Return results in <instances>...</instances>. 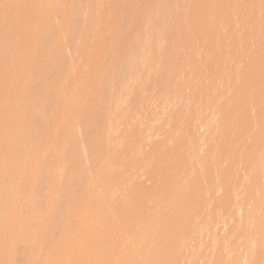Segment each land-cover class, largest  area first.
Segmentation results:
<instances>
[{
  "label": "bare ground",
  "instance_id": "6f19581e",
  "mask_svg": "<svg viewBox=\"0 0 264 264\" xmlns=\"http://www.w3.org/2000/svg\"><path fill=\"white\" fill-rule=\"evenodd\" d=\"M1 1V0H0ZM4 1H6V3L8 2L7 0H4ZM13 1V0H12ZM15 1V2H14ZM13 2L16 4H14L15 5V7H13V6H11L10 5V3H13V2H10V0H9V5L11 6V8H10V6H8V5H6V3H0V5H2V6H4V4H5V7H2V6H0V7H2L1 9H3L4 11L3 12H1L2 10L0 9V23L2 24V27H1V24H0V28L2 29V32H0V47H4L3 48V51H2V49H1V53H0V91H1V89L3 90V89H5L3 92V94H1L0 95V98H3V99H5V98H8V95H10L9 97H12L13 98V100L11 99L10 101L12 102V104L13 103H15L14 105H12V107L14 106V108H18V110H16V109H14L13 108V110L15 111V113L18 111V113H16V115L18 114H20V116L21 117H23V116H25V118L28 116V118H24L25 120H27V119H29L27 122L26 121H24V119H23V121H21V120H16V122H15V134L14 133H11V134H9V132L11 131L9 128H11V127H9V126H11L12 125V123H13V125H14V121H12L13 119L12 118H15V119H17V118H20L21 119V117L20 116H17L16 117V115H14L15 113H13L11 116H13V117H9V116H7V112L9 113L8 115H10L13 111H12V109H8L9 111H5L6 113V115L4 114V112L2 113V112H0L1 114H0V116L2 117L3 115L2 114H4L5 116H3V117H7V118H4V119H2V118H0L1 120H0V264H6V263H8V262H10V264H33V260H35V261H38V263H40V264H55V262H54V260H52V259H50V255L47 257V255H46V258H43V257H39L38 256V250H41L42 248H44V247H42V246H44V245H42V243H40L39 241L41 240L40 238V240L39 241H37V243H35V246H34V242H33V246H32V248H31V246L30 247H26V249H25V247H24V249L25 250H23L22 248H18V245L19 244H17V242H16V240L13 238V239H11L10 240V238H9V226H11L12 227V225L15 223V222H17V220H15V218L13 219V217H12V215H11V212H12V210L13 209H17L16 211L18 212V210H21V211H23V208H24V212H23V214L22 215H24V214H26V212L27 211H25V208L27 209H29V210H31L32 211V207L34 208V211L38 214L39 212L40 213H43V212H41V211H39V212H37V210H38V204H40V205H43V206H39V208L41 207V208H44V213H45V215L46 216H44V217H42V219H39V218H37V221L35 222V223H29L27 226L30 228V229H32V231H33V233L35 234L36 232L38 233L39 232V235L41 236V238H42V236L44 235V233H45V230L49 227V223H48V221L49 220H51V225H52V221H53V219L55 218V217H58V216H55L54 215V213H55V211H56V213L58 212V210H56L57 209V207H58V202H59V200L60 199H62L61 198V196L62 197H64L63 198V201H62V203H61V201H60V203L63 205V208H61V212H60V215H59V217H58V220H55L56 222L58 221V223L60 222H62L63 223V225H62V227H60L58 230H56V232H58L57 233V235L56 236H54L53 238H51L50 240H49V242H47V246H48V249L50 248V251H51V249H58V251H60V249L62 248V246H61V243H60V241L59 240H63V239H65L64 241H65V243H62V244H64L63 246H67V245H65L66 244V241H67V244H69V243H73L74 241L76 242L77 240L75 239V237H77V235H82L83 234V231H82V229L80 230L81 232H80V234L79 233H77V235L75 236L74 234H73V232H71V234H73L74 236H72V235H70V233H69V235L70 236H68L69 238H71L72 239V241L71 242H69L68 243V240L70 241L71 239H69L68 237H67V240H66V233H67V231H68V227L69 226H71V222L73 221V220H75V216L77 217V215L78 214H80V216L82 215V216H85L86 214L84 213V215H83V210H82V207H81V210H80V212H78V207L79 206H83V207H85V208H88V207H86V206H88L87 204L88 203H90L89 201H91L92 199H94V201H95V198L93 197L92 199H91V195L90 196H88V194H89V192L92 194V190L93 191H95L96 190V193H97V189H95L94 187H95V185H96V187L98 188V186H102V185H98L97 186V182L98 181H100V183H101V178L103 179V178H105L106 176L108 177L109 175H112V173H114L113 171L111 172V166L112 167H114L113 166V163H117V162H112V157H111V159L109 158V156H107V152L108 151H106V147L105 148H103L102 147V145H100L101 146V149H99V147H98V143L100 144L101 142V137H102V135H101V133L100 132H102V134H106V131L108 130V128H109V126H110V121L111 120H113V118H115L116 117V115L114 116V114L112 115V119L110 118V113H107L106 112V110H107V108H110L112 105H113V103H111V102H113L112 100H114V99H116L115 100V102H116V104L118 103V102H120V101H117V99L119 100V98H118V94H116L115 95V93H119V91L121 90L122 92H124L125 94H129V95H131L132 97H133V90L135 89V87H137L136 88V90H138V87H139V85H140V87H141V84H142V86H143V84H144V82H145V85H144V89L142 90V92L144 93L146 90V86L147 85H152V83H153V81H152V83H151V78H153V75L155 74V72H153L152 71V69H155V66L156 65H159V66H161L162 65V62L161 63H159L158 64V62L159 61H163V56L166 54L165 52H164V50L163 49H166L165 47H167V46H165L166 44L165 43H168L169 41V39L168 38H166V39H163V35H161V33H163V32H161V31H165V30H167V29H169L170 27H171V29H172V25L173 24H171V21H172V18H171V16L173 15L174 16V13H173V9H175V7L177 6V5H175V1L173 2H171V0H155V1H153L152 0V3L151 4H149V0H145V2H143L144 0H121L122 2L124 1V3H122L121 1H119V2H121L120 4H123L121 7L122 8H120V4H119V9L120 10H117L116 8H118L117 6H118V2H116L117 0H115V2L116 3H114V5L113 6H115V5H117V6H115L114 7V9H116L117 11H114L115 13H117V14H115V15H117L118 16V19H117V16L116 17H114L115 19H117V23H120V25L121 26H118L119 24H117L114 20V22L116 23L115 24V26H114V22H111V23H109L110 21H108V22H106V25H107V27L108 26H110V25H112V27H113V29L115 28V31H116V33H115V35H113L112 36V38L113 39H115V38H119L118 37V35L120 34V32H121V34L123 33V34H125V33H127V31H128V33L127 34H125L124 36L126 37V39H125V37L123 38V39H125L124 41H123V39H118V43H120L119 41H123V42H121L120 44L122 45V46H120V44L118 45L119 47H121V48H119V49H117V46H116V43L115 44H113L112 42L114 41H116V40H113V39H111V38H109V39H107L108 41H106V43H105V45H104V43L102 44V45H100V47L101 46H110L111 44V46H112V48H113V50L110 48L109 50H107L106 49V47H104V49H106V53H108L110 50H112V51H110V55H111V53L113 54H116V55H112L111 57H114L115 56V58L114 59H116V62H115V60L113 61V62H115L116 64H114L115 65V67L113 66V67H111V68H107V67H105L104 68V71H103V69L102 70H100V72H102V73H100V72H98L97 70H96V68L94 69V71L96 70L98 73H99V76H101V74H103L104 75V77L106 78V79H104L102 76V78H103V80H101L102 78L100 77H98V79H99V82L100 83H97V84H100V86H101V82H103L102 83V85L104 86V84H105V86H106V83L107 82H109V83H107V86H109L110 85V87H106V88H109V90L111 89V88H118V90L119 91H117V89H116V92H114V91H111L112 92V96H114L115 95V98L114 97H112L111 99L110 98H108V97H111V95L109 96V95H107L108 97V100H107V102H106V104L105 105H108V101H109V107L107 106V107H105V106H103V103H102V100L104 99V94H103V92H104V88H103V86H101L102 87V89H100V87L98 88V95L100 94V96L103 94V97L101 96L100 98H103L102 100L99 98V100H101L99 103L100 104H102L101 105V107L99 106H96L97 108H95V106H94V108H90V103H89V105H88V109H86L84 112L85 113H88V117H89V120L87 121V124H85V127L84 126H82V129H83V134L85 135V136H92V138H91V140L90 141H88V140H86V141H88L89 143H84V142H81V140H79L77 137V131L78 132H80L79 130H82L81 129V122L80 121H78L77 120V117H76V115H74L75 117H76V120L73 122V124H72V126L71 127H65L63 130L62 129H56L55 130V128L57 127V128H61L60 126L58 127L57 125L58 124H60L59 123V119L60 118H62V116L64 115V118L63 119H65V114H64V112L66 111H63V107H64V99H65V96H66V92H65V90H64V92H60L62 89H59V88H57V82L59 81V80H62V79H64V80H66L67 81V79H68V77L69 76H71V75H69V73H71V66L69 65V63H68V59H67V57H66V53H65V50H67L68 48H72V49H74L75 50V52H76V50L78 51V49H81V48H83V47H81L80 48V46L82 45V46H84L85 47V45H84V43L85 42H83L84 41V38L86 37V35L87 34H85V32L87 31V30H90V29H85V27H86V25L88 24L87 23V16H86V20L84 19L83 20V18H82V13L83 12H85L84 11V9H86V11L87 12H92V10H93V8L95 7H93V3H90V0H70L68 3H67V1L66 2H64V3H62V2H60V0H14ZM18 1V2H17ZM27 1V2H26ZM103 1V0H102ZM101 1V2H102ZM108 1V0H107ZM148 3H147V2ZM184 1V0H183ZM189 1H191V0H189ZM202 2H206L207 0H201ZM209 1H211V0H208L207 2H209ZM227 1V0H226ZM229 1V0H228ZM227 1V2H228ZM232 1H234V0H232ZM236 1V0H235ZM247 1V0H246ZM251 1V0H250ZM250 1H248V2H250ZM254 1V0H253ZM261 0H255L253 3H254V5L253 6H255L256 8L255 9H257L258 8V10L259 9H261L262 10V15H261V18H259L260 19V25H261V27H262V29L261 30H257L256 28H252V30H254L255 29V31L254 32H249V33H251V34H247L246 36L248 37V39H251V41H253L254 40V42H255V45H257V50L255 51V52H252V53H249L250 51H252V50H250V51H248V53H249V55H248V60H244V61H248L247 62V64L244 66L243 65V63H244V61L242 62V65H243V70H242V68L240 69V64H239V66H237V67H239V69H240V72H241V70H242V72L240 73L241 75H242V77H239V75L236 73V76L237 77H239L240 78V82H239V84L238 83H236V81H235V83L236 84H238V86L237 85H235V89H238V90H236V91H238L237 93H238V96L236 97V96H234V100H229V102H230V104H228V101H227V105L228 106H230V108L227 106V105H224V106H227L228 108H226V109H229V110H227L226 111V109H224V111H226V112H224V111H222V115H221V117H220V119L218 118L219 116H220V114H221V110L220 111H218V110H215L216 112V114L218 113L219 114V116L217 117L218 119H219V121L217 122L218 124H219V130H218V132H219V134H217L216 133V135H221V137H219V139L218 140H223L221 143H219V144H222L221 146H217V145H219L218 144V142L219 141H216L217 143H215V142H211V144H210V148H211V155L212 154H214L215 155V158H216V160L219 158L220 159V161L222 160L223 161V159H227L229 156L231 157L230 159H232V160H235V159H237V160H239V162H241V164H243L246 168L248 167V166H250L251 167V165H254V164H258L261 160H263V157H262V153H259L260 151H259V147L261 146L260 145V143L262 142L263 143V141H264V106H262L263 104H261V106H259L260 105V103H262L260 100H261V97H262V95H264V1L263 2H260ZM82 2V6H81V3ZM95 2H96V0H95ZM106 2V1H105ZM136 2V3H135ZM154 2H155V5L156 6H158L159 7V9H158V7H156L155 5H153L154 4ZM178 3L179 2H181V1H177ZM186 2H187V0H186ZM224 2H225V0H224ZM230 2V1H229ZM7 3V4H8ZM30 3V4H29ZM65 3H67V4H65ZM85 3H86V5H85ZM143 3L145 4V6L144 7H146V8H144L143 7ZM156 3H158V4H156ZM190 3V2H189ZM31 4H32V6H31ZM104 4V3H103ZM107 4H108V2H107ZM113 4V3H112ZM134 4H135V6H134ZM147 4H149L150 6H152L151 8H150V6L148 5V8H147ZM177 4V3H176ZM180 5H181V3H179ZM182 4H185V1H184V3L182 2ZM187 4V3H186ZM226 4V3H225ZM228 4V3H227ZM231 4H233V2L231 3ZM247 4L248 3H246V12H247ZM106 5V4H105ZM142 5V6H141ZM179 5V6H180ZM188 5V4H187ZM187 5H185V6H187ZM192 6L194 5V3L193 4H191ZM229 5V4H228ZM236 5V4H235ZM8 8H7V7ZM100 6V5H99ZM107 6V5H106ZM139 6H141V7H143L144 9H143V11H140V10H142V8L141 7H139ZM183 6V5H182ZM191 6V7H192ZM96 7H97V5H96ZM104 7V6H103ZM154 7V8H153ZM174 7V8H173ZM181 7V6H180ZM188 7H189V5H188ZM214 7V6H213ZM233 7H235V6H233ZM232 7V8H233ZM251 7V6H250ZM4 8H6V10L4 9ZM82 8H83V10H82ZM108 8V7H107ZM106 8V9H107ZM109 8H110V6H109ZM139 8V9H138ZM150 8V9H149ZM152 8L154 9L152 12H156L155 14H153V15H155V16H153L152 17V15H150L149 14V16H148V14H146L147 13V11L149 10H152ZM155 8H156V10L157 11H155ZM177 8V7H176ZM183 8V7H182ZM185 8V7H184ZM243 8H244V6H243ZM253 8V7H252ZM95 9V8H94ZM97 9H98V7H97ZM101 9H102V6H101ZM105 9V10H106ZM112 9H113V7H112ZM111 9V10H112ZM145 9H148V10H146L145 12L146 13H144L143 15H141V12L143 13L144 12V10ZM231 9V8H230ZM254 9V8H253ZM99 10V9H98ZM103 10V9H102ZM177 10V9H176ZM180 10H182L181 8H179V10H178V12L180 11ZM188 10V9H187ZM190 10H191V8H190ZM233 10V9H232ZM235 10V9H234ZM237 10V9H236ZM236 10L235 11H233V13L234 12H236ZM241 13L242 12H245V11H243V9H242V6H241ZM94 11V10H93ZM110 11V10H109ZM120 12V15H119V12ZM148 11V12H149ZM183 11H184V9L182 10V13H183ZM82 12V13H81ZM95 12H97V11H95ZM103 12V11H102ZM113 11H111V13H112ZM151 11H150V13H152ZM189 12V11H188ZM228 12V11H227ZM227 12H225V14L228 16V14H227ZM229 12H230V10H229ZM228 12V13H229ZM250 12H251V9H250ZM97 13H99V12H97ZM101 13V12H100ZM109 13V12H108ZM232 13V14H233ZM249 13V12H248ZM107 14V13H106ZM105 14V15H106ZM110 14V13H109ZM114 14V13H113ZM172 14V15H171ZM184 14V13H183ZM182 14V15H183ZM229 14H231V13H229ZM239 14V12L237 13V15ZM253 14V13H252ZM257 14V13H256ZM83 15H85V14H83ZM101 15H103V14H101ZM145 15H146V17H145ZM182 15H181V13H180V17H182ZM186 15V14H185ZM184 15V16H185ZM221 16H215V18L216 19H213V18H208V17H206L204 14H202V15H199V16H196V17H194V18H191L190 19V21L188 22V20L186 19L185 21L186 22H183L184 23V25H186L185 26V28H184V26H183V28H184V32H181V33H179V34H175V36L176 37H178V38H180V40L179 39H177V40H179L178 42L180 43V45H179V43H178V45L179 46H177V48H175V53H177L176 55H178L179 57H180V55H181V52L183 51V50H185L184 52H185V54H184V52H182V55H183V59L186 61V63H188V65L190 66V68L189 69H191V74L192 73H194L195 74V76H197V75H199V74H201V71L199 70V68H198V64H199V62L197 61V64H196V61H195V56L196 55H200L201 53H203V54H208V49L206 50H203L202 52L200 51V53L198 52V51H196L195 52V50L193 51L192 50V43H191V40H192V38L193 37H196V38H198L199 39V42H201L202 43V45H203V47L205 46H214L215 44H216V42H218V38H221V36L219 35L220 34V32L219 31H221V29H224V28H226L227 26H226V20H228L226 17H225V15L223 16V14H220ZM245 16H246V14H244ZM244 15L243 14H240L239 16H240V19H241V23H242V25L245 23V22H250V21H248L247 20V18L246 17H250V15H248V16H246V17H244ZM260 15V14H259ZM119 16H120V18H119ZM143 16V17H142ZM149 17V19H148V17ZM176 16H178V14L176 15ZM232 16H234V14L232 15ZM231 16V17H232ZM256 16V15H255ZM82 18V20H83V23H84V21H85V23H84V26L82 27V21H81V18ZM90 17H92V16H90ZM94 17V16H93ZM95 17H96V15H95ZM98 17V16H97ZM96 17V18H97ZM110 17H112V16H110ZM143 18V20H142V18ZM144 17L146 18V19H144ZM249 17H248V19H249ZM260 17V16H259ZM84 18H85V16H84ZM100 18V17H99ZM107 18H108V16H107ZM175 16H174V20H175ZM183 18V17H182ZM226 18V19H225ZM239 18V17H238ZM237 18V20L239 21L240 19H238ZM252 18H253V16H252ZM92 19V18H91ZM105 19V18H104ZM109 19V18H108ZM107 19V20H108ZM178 19V18H177ZM99 20V19H98ZM102 20H103V18H102ZM102 20L100 21V22H102ZM120 20H122V21H120ZM173 20V21H174ZM182 20V19H181ZM229 20H231V18H230V15H229ZM253 20V19H252ZM54 21H57L56 23H58L57 24V26H56V24L54 23ZM104 21V20H103ZM120 21V22H119ZM178 21H179V19H178ZM183 21H184V19H183ZM232 21V20H231ZM238 21L236 22L237 24H238ZM99 22V23H100ZM228 22V21H227ZM234 22V21H233ZM244 22V23H243ZM252 22V21H251ZM173 23V22H172ZM176 23L178 24V22H177V20H176ZM179 23H182V22H179ZM185 23H187V24H185ZM55 25V27H54V25ZM86 24V25H85ZM103 24H105V23H103ZM230 23H228V25H229ZM249 24V23H248ZM252 23H250V25H251ZM29 25H33L35 28H36V31H33V32H31V34H30V27L28 28V26ZM101 25V24H100ZM118 27H117V26ZM176 25V24H175ZM131 26V27H130ZM133 26H135L134 28L135 29H133ZM177 26H179L178 27V30L180 29V24L179 25H177ZM182 26V25H181ZM238 26V25H237ZM241 26V25H240ZM246 26V25H245ZM252 26V25H251ZM111 27V26H110ZM112 27L110 28V29H112ZM119 27H120V29H119ZM130 27V28H129ZM229 27V26H228ZM228 27L226 28V29H228ZM244 27V26H243ZM88 28V27H87ZM105 28V27H104ZM103 28V29H104ZM109 28V27H108ZM107 28V29H108ZM119 29V31H117L116 29ZM133 30H132V29ZM167 28V29H166ZM174 28V27H173ZM175 28H176V26H175ZM174 28V29H175ZM232 28V27H231ZM242 27H240V29H241ZM1 29H0V31H1ZM29 30V32H28V30ZM129 29H130V31H129ZM177 29V28H176ZM243 29V28H242ZM244 29H246V28H244ZM27 30V31H26ZM134 30H137V31H134ZM225 30V29H224ZM233 30V29H232ZM83 31H85V32H83ZM108 31H109V29H108ZM123 31V32H122ZM126 31V32H125ZM131 31H133V34H135V38H137L138 39V41L140 40L141 42H142V38L141 37H143V33H144V35L146 36L147 34H148V36H150V38L148 37V36H146L147 37V40H146V37H144L145 38V42L143 41V44L141 43V42H138L135 38H133V34H129V33H132ZM139 31V32H138ZM177 31V30H176ZM183 31V30H182ZM241 31V30H240ZM240 31H238L239 33H241ZM250 31V30H249ZM117 32H119V34L116 36V34H117ZM125 32V33H124ZM135 32V33H134ZM145 32H146V34H145ZM166 32V31H165ZM170 31L168 30L167 31V33L166 34H168ZM174 32V31H173ZM243 32V31H242ZM244 32H246V31H244ZM33 33V34H32ZM83 33H84V36H82L83 35ZM93 33H95V32H93ZM97 33V32H96ZM104 33H106V31L104 32ZM136 33L137 34H139V36L140 35H142L141 37H139L138 35H136ZM140 33H142V34H140ZM222 33V32H221ZM223 33H225V35H224V37L225 36H227L226 35V30L223 32ZM222 33V34H223ZM227 33H229L228 31H227ZM231 33V32H230ZM229 33V34H230ZM247 33V32H246ZM110 34V33H109ZM108 34V35H109ZM164 34V33H163ZM165 34V35H166ZM228 34V35H229ZM232 34V33H231ZM230 34V37H232V35ZM107 35V34H106ZM105 35V36H106ZM128 35H130L129 36V39H131L130 41H128L129 43H127V36ZM164 35V36H165ZM81 36H82V38H83V41H82V38H81ZM89 36V35H88ZM104 36V35H103ZM104 36V37H105ZM116 36V37H115ZM131 36H132V38H131ZM172 36V35H171ZM223 36V35H222ZM240 37H238V36H236V37H238V41H240L239 40V38L241 39V38H244V40H246V38L245 37H241V35H239ZM244 36V35H243ZM97 37V36H96ZM95 37V38H96ZM111 37V36H110ZM166 37H167V35H166ZM223 37V39H225ZM228 37V36H227ZM90 38H91V36H90ZM94 38V39H95ZM98 38V37H97ZM120 38H122V36H120ZM233 38H234V36H233ZM106 39V38H105ZM113 40L112 42H111V40ZM135 39V41H133ZM149 39V40H148ZM170 39H173V37L172 38H170ZM228 39H229V37H228ZM234 39H236V38H234ZM247 39V40H248ZM78 40H80V41H82V42H78ZM86 40V42H89L87 39H85ZM100 40V39H99ZM166 40L168 41V42H166ZM175 40V39H174ZM173 40V41H174ZM176 40V41H177ZM229 40H231V39H229ZM244 40H243V42H244ZM111 43H110V42ZM172 41V40H171ZM173 41L171 42V43H173ZM237 41V42H238ZM95 42V41H94ZM93 42V43H94ZM102 42V41H101ZM108 42V43H107ZM175 42V41H174ZM228 42V41H227ZM230 43H231V41H229ZM233 42V41H232ZM235 42V41H234ZM83 43V44H82ZM92 43V44H93ZM110 43V44H109ZM117 43V44H118ZM124 45H123V44ZM141 43V44H140ZM229 43V44H230ZM246 43H248L249 44V40L248 41H246ZM245 43V44H246ZM251 43V42H250ZM253 43V42H252ZM81 44V45H80ZM97 44V43H96ZM169 44H170V42H169ZM175 44H176V42H175ZM212 44V45H211ZM234 44V43H233ZM235 44H237V43H235ZM244 44V43H243ZM244 44V45H245ZM247 44V45H248ZM98 45H99V43H98ZM114 45V46H113ZM171 45V44H170ZM169 45V46H170ZM238 45V44H237ZM252 44H250V46H251ZM7 46V48H9V47H11L10 49H15L14 47H16V48H19V51L21 52V56H18L17 54H16V52H18V49H15V50H17V51H15V50H8V51H10L9 52V56H7L6 54H8V51L5 49V47ZM95 46V45H94ZM110 46V47H111ZM165 46V47H164ZM175 46V45H174ZM240 46V45H239ZM88 47V46H87ZM86 47V48H87ZM89 47H90V45H89ZM99 47V48H100ZM116 47V48H115ZM176 47V46H175ZM204 47V48H205ZM229 47V46H228ZM253 48H254V43H253V46H252ZM92 48V47H91ZM115 48V49H114ZM168 48V47H167ZM171 48V47H170ZM209 48V47H208ZM211 48V47H210ZM209 48V49H210ZM230 48H232V46L231 47H229V49ZM236 48V47H235ZM240 48V47H239ZM238 48V49H239ZM245 48V47H244ZM248 48H250V47H248ZM4 49H5V51H4ZM85 49V48H84ZM90 49V48H89ZM95 49H97L98 50V48H96L95 47ZM103 49V48H102ZM101 48L99 49L100 50V52H101V50H102ZM103 49V50H104ZM117 49V50H116ZM181 49V50H180ZM193 49H195V48H193ZM233 49V48H232ZM232 49L230 50L231 52H232ZM237 49V50H238ZM241 49V48H240ZM247 49V48H246ZM69 50V49H68ZM67 50V51H68ZM83 49H81L80 51H82ZM86 50V49H85ZM84 50V51H85ZM102 50V52L101 53H103L104 52V54H105V50L103 51ZM116 50V51H115ZM170 50H173V49H170ZM253 50H255V48L253 49ZM12 51H14L15 53H13ZM70 51V50H69ZM83 51V52H84ZM91 51H93V50H91ZM114 51V52H113ZM236 51V50H235ZM241 51H243V49L241 50ZM241 51H239V52H241ZM6 52V54H4ZM11 52H12V54H11ZM72 52V50L70 51V53ZM75 52H72V53H75ZM95 52H96V50H95ZM95 52H94V54H95ZM237 52V51H236ZM244 52V51H243ZM247 52V51H246ZM246 52H244V53H246ZM3 53V54H2ZM19 53V52H18ZM69 53V52H68ZM69 53V54H70ZM79 53V52H78ZM85 53V52H84ZM90 53H92V52H90ZM162 53H165V54H162ZM170 53H172L171 51H170ZM174 53V52H173ZM172 53V54H173ZM234 52H232V55H234L233 54ZM248 53H246V54H248ZM76 54H77V52H76ZM104 54L102 55V54H98V56H100L101 58L104 56ZM163 55L162 56V58H160V55ZM202 54V55H203ZM237 54V53H236ZM239 54V53H238ZM243 54V53H242ZM15 55V56H14ZM74 55V54H73ZM85 55V54H84ZM86 55H87V52H86ZM89 56H90V58H91V55L90 54H88ZM102 55V56H101ZM108 55V54H107ZM106 55V56H107ZM167 55H168V53H167ZM167 55H165V56H167ZM174 55V54H173ZM231 55V56H232ZM13 57V58H15L16 56H18L17 57V59L19 60H17L16 58H15V60H17L16 62H15V60L13 61L12 60V58L11 57ZM72 56V55H71ZM77 56H78V54H77ZM76 56V57H77ZM207 55H205V57H206ZM243 57H244V54L242 55ZM241 56V57H242ZM246 56V55H245ZM19 57H20V59H19ZM83 57V56H82ZM82 57H80V59L82 58ZM94 57V56H93ZM168 57V56H167ZM169 57H172V55L170 56V54H169ZM175 56H173V58H174ZM247 57V56H246ZM79 58V57H78ZM90 58H87L88 60L90 59ZM101 58H99V60L98 61H101V63H102V61H104V59L102 58V60H101ZM231 58V57H230ZM233 58H235V56L233 57ZM237 58H239V57H237ZM76 59V58H75ZM79 59V60H80ZM84 59V58H83ZM92 59V58H91ZM106 59V58H105ZM111 59H113V58H111ZM160 59V60H159ZM162 59V60H161ZM165 59V58H164ZM177 59V58H176ZM179 59V58H178ZM183 59H180L181 60V62H182V60ZM240 59V58H239ZM243 59H245V58H243ZM71 60H73L74 61V57H73V59H72V57L70 58V61ZM78 60V59H77ZM82 60V59H81ZM158 60V62L156 63V65H152L151 66V64H153L154 62H156ZM175 60V59H174ZM173 60V61H174ZM196 60H197V58H196ZM224 60V59H223ZM222 60V62H225V61H223ZM231 60V59H230ZM83 61V60H82ZM91 61V60H90ZM92 61H95V60H93L92 59ZM167 61V60H166ZM172 61V60H171ZM184 61V62H185ZM226 61H227V59H226ZM233 61V60H232ZM238 60H236V62H237ZM111 62H112V60H111ZM110 62V63H111ZM212 62V61H211ZM240 62V61H239ZM99 63V62H98ZM166 63V62H165ZM168 63V62H167ZM228 61H227V64L225 63L224 65L226 66V65H228ZM234 63V62H233ZM75 64V63H74ZM73 64V65H74ZM97 64V63H96ZM161 64V65H160ZM179 64V63H178ZM181 64H183V63H181ZM215 64V63H214ZM213 64V65H214ZM230 64H232V62H230ZM237 64V63H236ZM72 65V66H73ZM89 65V64H88ZM87 65V66H88ZM103 65V64H102ZM112 65H113V63H112ZM164 65V64H163ZM171 65H173V63L171 64ZM187 65V64H186ZM208 65V64H207ZM241 65V66H242ZM98 66V65H97ZM100 66V65H99ZM98 66V67H99ZM105 66V65H104ZM141 66H142V68H146L145 70H144V72H141L140 71V69H141ZM149 66V67H148ZM168 66H170V65H168ZM179 66V65H178ZM184 66V65H183ZM217 66V65H216ZM223 66V65H222ZM231 66V65H230ZM93 68L95 67V66H92ZM103 67V66H102ZM101 66H100V68H102ZM167 67V66H166ZM180 67V66H179ZM209 67V66H208ZM220 67V66H219ZM224 67V66H223ZM233 68H234V66H232ZM91 68V67H90ZM89 68V69H90ZM156 68H157V66H156ZM169 68H171V66L169 67ZM172 68L174 69L175 67H174V65L172 66ZM177 68V67H176ZM211 68H212V66H211ZM211 68H210V70H211ZM221 68V67H220ZM227 68H228V66L227 67H225V68H221L222 70H223V72L222 73H220L221 75H222V77H220V79L222 78H224L225 77V79H227V81L230 79V74H232L230 71H232V70H227ZM231 68V67H230ZM98 70H99V68H97ZM147 69H149L150 71V73L147 71ZM158 69L160 70V67H158ZM166 69V68H165ZM177 69H180V68H177ZM187 69V68H186ZM189 69H187L186 71H188ZM214 69V68H213ZM74 70H76V69H74ZM142 70V71H143ZM156 70V69H155ZM159 70H157V72L159 71ZM169 70V69H168ZM171 70V69H170ZM214 70H216V68L214 69ZM235 70H236V68H235ZM90 71H92V69L90 70ZM95 71V72H96ZM148 73H147V72ZM160 71H162V70H160ZM177 71V70H176ZM175 71V72H176ZM180 71V70H179ZM178 71V73L180 74V72L182 73V71L183 70H181L180 72ZM218 71H220V70H218ZM239 71V70H238ZM153 72V73H152ZM217 72V71H216ZM89 73V72H88ZM144 74V73H146L147 74V76H145V74L144 75H141L140 76V74ZM167 73V72H166ZM171 73V72H170ZM169 73V74H170ZM177 73V74H178ZM187 73V72H186ZM213 74L215 73V72H212ZM234 73V72H233ZM90 74V73H89ZM149 74H153L152 76L151 75H149ZM158 73H156L154 76L156 77V78H158L157 76L159 75H157ZM188 74V76H190V72H188L187 73ZM235 74V73H234ZM96 75V74H95ZM107 75V76H106ZM110 75V76H109ZM168 75V73L165 75V76H167ZM171 75V74H170ZM181 75V74H180ZM211 75V74H210ZM224 75V76H223ZM240 75V76H241ZM89 76H91V75H89ZM144 76V81H143V79H142V81H138V83H137V80L139 79V77H140V79H141V77H143ZM149 76H151V77H149ZM173 76V75H172ZM233 76H235V75H233ZM75 77V76H74ZM83 77H84V75H83ZM92 77H95V76H92ZM146 77V78H145ZM170 77V76H169ZM178 76H176V78H177ZM192 77H194L193 76V74H192ZM191 77V78H192ZM199 76H197V78H198ZM200 77H201V75H200ZM213 77V76H212ZM218 77H219V75H218ZM60 78H62V79H60ZM108 78H109V80H108ZM150 78V79H149ZM175 77H174V79L175 80H177ZM186 79H185V81L188 79V77L186 76L185 77ZM215 78L217 79V77L215 76ZM214 78V79H215ZM232 78V77H231ZM87 79V78H86ZM90 80H92L91 79V77L89 78ZM88 79V80H89ZM147 79H149L148 80V82H146V80ZM155 79V78H154ZM153 79V80H154ZM163 79V78H162ZM194 79H196V77L194 78ZM219 79V80H220ZM224 79V80H225ZM75 80V79H74ZM78 81H79V79H77ZM84 80H85V78H84ZM96 80V79H95ZM164 80V79H163ZM167 80H169V79H167ZM166 79L164 80V81H167ZM181 81H182V84H183V79L181 78L180 79ZM189 80V79H188ZM187 80V81H188ZM196 80H198V79H196ZM195 80V81H196ZM237 80V79H236ZM69 81V80H68ZM98 81V80H97ZM155 81L156 80H154V83H155ZM159 81V80H158ZM172 81V80H171ZM170 81V82H171ZM193 82H194V80H192ZM215 81V80H214ZM218 81V80H217ZM59 82H64L63 80L62 81H59ZM84 82V81H83ZM93 82V81H92ZM141 82V83H140ZM143 82V83H142ZM150 82V83H149ZM178 82V81H177ZM177 82H176V84H177ZM193 82H191V84L193 83ZM208 82H210V81H208ZM226 82V81H225ZM70 83V82H69ZM73 83V82H72ZM72 83H70V84H72ZM80 83H82V82H80ZM79 83V84H80ZM134 83V84H133ZM137 83V84H136ZM157 83V82H156ZM163 83V82H162ZM161 83V84H162ZM168 83V82H167ZM180 83V82H179ZM185 83V82H184ZM213 83V82H212ZM215 83V82H214ZM221 83H223L222 81H221ZM220 83V84H221ZM230 83H231V81H230ZM67 84V83H66ZM66 84H65V82H64V84L63 85H65L66 86ZM77 84V83H76ZM88 84L90 85H92V83H89L88 82ZM160 84V83H159ZM158 84V85H159ZM181 84V87H179L181 90L179 91L178 90V92L179 93H181L182 92V87H183V85ZM208 84V83H207ZM210 84V83H209ZM216 84H218V83H216ZM215 84V86H217ZM81 85V84H80ZM83 85H84V83H83ZM82 85V86H83ZM89 85H87V87H89ZM91 85H90V88H91ZM134 85H137V86H134ZM156 85V84H155ZM164 85V84H163ZM162 85V86H163ZM168 85H169V83H168ZM186 84H184V86H185ZM187 85H188V82H187ZM206 85V84H205ZM224 85V84H223ZM227 85H229V83L227 84ZM230 85H233V86H231V87H233L234 88V84H230ZM60 86V85H59ZM65 86H63V87H65ZM79 86V85H78ZM97 86V85H96ZM131 86H134V87H131ZM157 86V85H156ZM155 86V87H156ZM166 86V85H165ZM164 86V87H165ZM173 86H175L174 85V83H172V87L171 88H174ZM191 86V85H190ZM204 86V85H203ZM207 86V85H206ZM210 86V85H209ZM211 86H213V85H211ZM219 86V85H218ZM217 86V87H218ZM69 87V86H68ZM98 87V86H97ZM150 87H153V86H150ZM149 87V88H150ZM160 87V86H159ZM167 87V86H166ZM188 87V89L190 88L189 86H187ZM216 87V88H217ZM222 86H220V88H217L218 90H219V93H220V89H221V91L223 90V89H226L227 88V86H226V88H221ZM224 87V86H223ZM61 88V87H60ZM83 88H85V86L83 87ZM95 88V87H94ZM132 88H134V89H132ZM147 88H148V86H147ZM179 88H177V89H179ZM192 88H194V86L192 87ZM207 88H208V86H207ZM8 89V91H6ZM66 89V88H65ZM68 89V88H67ZM93 89V88H92ZM102 91H100V90ZM152 89V88H151ZM154 89V88H153ZM176 89V88H175ZM176 89V90H177ZM184 89H186V87L184 88ZM187 89V90H188ZM209 89H210V87H209ZM230 88H228L227 90H229ZM68 90H70V92H71V89H68ZM80 90V89H79ZM79 90H77V91H79ZM82 90V89H81ZM94 90V89H93ZM95 90H97V89H95ZM106 90V89H105ZM112 90V89H111ZM133 92H132V91ZM135 90V91H136ZM139 90H140V92L139 93H141V88H139ZM148 90V89H147ZM155 90V89H154ZM161 90V89H160ZM163 90H165V89H162V91ZM211 90H212V88H211ZM231 90V89H230ZM6 91V92H5ZM77 91L75 92V93H77ZM108 91V89L104 92V93H106ZM191 91V92H190ZM188 90V93L190 94V97H188L187 99H190L191 98V95H192V91H194V90ZM204 91H206L205 89H204ZM214 91H216V90H214ZM223 91H225V90H223ZM222 91V92H223ZM232 91V90H231ZM230 91V92H231ZM69 92V93H70ZM83 92H84V90H83ZM100 92V93H99ZM114 92V93H113ZM122 92H121V96H119V97H122L123 95H122ZM132 92V93H131ZM151 92V91H150ZM154 92V91H153ZM161 92V91H160ZM176 92V91H175ZM184 92V91H183ZM182 92V93H183ZM197 92V91H196ZM208 92V91H207ZM240 92V93H239ZM7 93H9V94H7ZM69 93H67V95L69 94ZM95 93V92H94ZM135 93V92H134ZM146 93V92H145ZM172 93V96H173V91L171 92ZM194 93H195V91H194ZM213 93V92H212ZM211 93V94H212ZM218 93V94H219ZM234 93H236V92H234ZM233 93V94H234ZM7 94V95H6ZM84 94V93H83ZM107 94H110V91H109V93H107ZM133 94V95H132ZM176 94H177V92H176ZM184 94H186L187 95V93H184ZM183 94V95H184ZM216 94V93H215ZM215 94H212L213 96H215ZM224 94V92L223 93H220V95H223ZM225 94H226V91H225ZM225 94H224V96H225ZM228 94V93H227ZM230 94V93H229ZM151 95V93L149 94V96ZM181 96L180 94H177V97H178V99L180 100V97L179 96ZM183 95L181 96L182 98H183V100L184 99H186V98H184L186 95H184V97H183ZM3 96V97H2ZM6 96V97H5ZM73 96V95H72ZM80 96V95H79ZM81 96H83V95H81ZM124 96H127V95H124ZM123 96V97H124ZM131 96H127L128 97V100H129V98L131 97ZM140 96V95H139ZM144 96H146V94L144 95ZM152 96V95H151ZM164 96V95H163ZM168 97H169V95H167ZM206 96V95H205ZM5 97V98H4ZM98 97V96H97ZM117 97V98H116ZM130 98V100H129V102L130 101H133V100H131V99H133V98ZM137 97H138V95H137ZM160 97H162V96H160ZM193 97V96H192ZM194 97H195V95H194ZM194 97H193V99H194ZM197 97V96H196ZM199 97V96H198ZM200 97H202V96H200ZM207 97V96H206ZM209 97H210V95H209ZM218 97H220V96H218ZM264 97V96H263ZM76 98V97H75ZM149 98V97H148ZM152 98H154L155 99V97L154 96H152ZM151 98V99H152ZM165 99L167 98V97H164ZM172 98H174V97H172ZM203 98V97H202ZM201 98V99H202ZM211 98V97H210ZM230 98V97H229ZM233 98V97H232ZM67 99H71V98H69V97H67ZM120 99H122V98H120ZM141 99V98H140ZM157 99H158V97H157ZM192 99V98H191ZM198 99H200V98H198ZM207 99H208V97H207ZM212 99H213V101L214 102H217L216 100H214V98L212 97L211 98V100H207V101H212ZM219 99V98H218ZM221 99V98H220ZM222 99H223V96H222ZM224 99H226V98H224ZM2 100V99H1ZM110 100H111V102H110ZM123 100V99H122ZM126 100V98H124V101ZM128 100H126L127 102L125 103H123V104H125V106H124V109H125V107H126V105H127V107H128ZM135 100V99H134ZM159 100V99H158ZM170 100H171V97H170ZM177 100V99H176ZM175 100V101H176ZM178 100V101H179ZM196 100V99H195ZM203 100V99H202ZM205 100V99H204ZM68 101V100H67ZM73 101V100H72ZM76 101V100H75ZM86 101V100H85ZM105 101V100H104ZM103 101V102H104ZM140 101V100H139ZM138 101V102H139ZM155 101V100H154ZM153 101V102H154ZM164 101V100H163ZM162 101V102H163ZM166 101V100H165ZM168 101V100H167ZM167 101H166V103H167ZM174 101V100H173ZM181 101V100H180ZM179 101V102H180ZM186 101V100H185ZM204 102L205 103V106H207L208 105V102ZM66 102V101H65ZM68 102H70V101H68ZM88 102V101H87ZM144 102V101H143ZM187 102V101H186ZM185 102V103H186ZM188 102H189V100H188ZM196 102V101H195ZM194 102V103H195ZM199 102V101H198ZM221 102V101H220ZM220 102H219V104H220ZM232 102V103H231ZM10 103V102H9ZM98 103V104H99ZM155 103H156V101H155ZM158 103V102H157ZM160 103V102H159ZM169 103H171V101L169 102ZM178 103V102H177ZM175 104L176 106L178 105V104ZM184 103V105H186ZM193 103V102H192ZM200 103V102H199ZM207 103V104H206ZM222 103V102H221ZM224 103H225V101H224ZM248 103H251L253 106H256V107H258L256 110H258V112H257V114L254 116V118L252 119H250L249 120V116L251 115H249L248 117H247V115H245L244 114V106H246V104H248ZM263 103H264V101H263ZM11 104V103H10ZM67 104V103H66ZM74 104V103H73ZM131 104H133V103H131ZM144 104V103H143ZM164 102L162 103V105H163V107H164ZM173 104H174V102H173ZM180 104H183V102L182 103H180ZM190 104V103H189ZM212 104V102L210 103V105ZM214 104V103H213ZM129 105H130V103H129ZM140 105V104H139ZM167 105V104H166ZM169 105V106H168ZM166 107H170L171 105L170 104H168ZM191 105V104H190ZM195 105V104H194ZM197 105H199V104H197ZM196 105V106H197ZM201 105H203L204 106V104H201ZM200 105V106H201ZM210 105H208V106H210ZM215 105V104H214ZM66 106H68V104L66 105ZM72 106V105H71ZM92 107H93V104L91 105ZM105 107V109L103 108V107ZM117 106H118V104H117ZM175 106V107H176ZM196 106H194L195 108H196ZM216 106V105H215ZM60 107V109H59V112H57V110H58V108ZM69 107V106H68ZM113 107V106H112ZM116 107V106H115ZM121 108L120 109H122V107H123V105L122 106H120ZM131 107H132V105H131ZM144 107V106H143ZM156 107V106H155ZM161 107V106H160ZM174 107V106H173ZM255 107V108H256ZM9 108H11V105H9ZM66 108V107H65ZM87 108V107H86ZM130 108V106L128 107V109ZM136 108V110H137V108L139 109V107H135ZM150 108H152V107H150ZM172 108V107H171ZM188 108H189V106H188ZM199 108V107H198ZM202 108H204V107H202ZM201 108V109H202ZM209 108V110H210V107H208ZM208 108H207V110H208ZM215 107L213 106V109H214ZM224 108V107H223ZM55 109V110H54ZM76 109V108H75ZM74 109V110H75ZM112 109V108H111ZM110 109V111L111 112H113L114 113V111H112ZM119 109V110H120ZM168 109H170V108H168ZM168 109H166L167 110V113H169L168 112ZM201 109H199V110H201ZM54 110V111H53ZM68 110V109H67ZM70 110H71V108H70ZM83 110H84V108H83ZM126 110V109H125ZM125 110H124V112H125ZM130 110V109H129ZM134 110V109H133ZM188 110H191L192 111V113H194V111L193 110H195V109H191V107H190V109H188ZM198 110V109H197ZM53 113H52V112ZM79 111V110H78ZM77 111V112H78ZM116 111V110H115ZM139 111H141L140 109H139ZM164 111V117L166 116L165 115V110H163ZM170 111V110H169ZM173 111H174V108H173ZM175 111H176V109H175ZM177 111H178V109H177ZM214 111V110H213ZM212 111V112H213ZM218 111V112H217ZM253 111H255V109L253 110ZM252 111V112H253ZM63 112V113H62ZM67 112V111H66ZM68 112H69V110H68ZM109 112V111H108ZM120 112H123V110H121ZM134 112V111H133ZM135 112H137V111H135ZM158 112V111H157ZM171 112H172V109H171ZM179 112V111H178ZM180 112H181V110H180ZM198 112V111H197ZM201 112L202 113H200V112H198V113H200V116L201 115H203L204 113H203V110H201ZM208 112H211V111H208ZM207 112V113H208ZM220 112V113H219ZM223 112H224V114H223ZM72 113H74V112H72ZM75 113H76V111H75ZM117 113V112H116ZM118 113H119V111H118ZM128 112L126 111V114H127ZM139 113V112H138ZM146 113V112H145ZM152 113V112H151ZM153 113H155L154 111H153ZM153 113L152 114H150V116L151 115H153ZM166 113V114H167ZM182 113H183V111H182ZM192 113H190V114H192ZM63 114V115H62ZM68 114V113H67ZM71 114V113H70ZM112 114V113H111ZM126 114H124V116H122V115H120V116H122L123 118L125 117V119H126ZM134 114V113H133ZM142 113H140V115H141ZM159 114V113H158ZM158 114H156L155 113V115H157V116H155V118L157 117L158 118ZM177 114H179V113H177ZM177 114H175V116L177 115ZM183 114H186V113H183ZM189 114V113H188ZM195 114V113H194ZM197 114V113H196ZM206 114V113H205ZM204 114V115H205ZM211 114V116L213 117V120H214V116H213V114L212 113H210ZM253 114H255V113H253ZM62 115V116H61ZM145 115V114H144ZM160 116L162 115V113H160L159 114ZM69 116V115H68ZM117 116H119V115H117ZM148 117V116H146V117H148L150 120H151V117H153L152 118V120L154 119V115L153 116H151V117ZM163 116V115H162ZM168 116V115H167ZM166 116V117H167ZM179 116V115H178ZM181 116L182 115H180V118H181ZM205 116H207V115H205ZM252 116V115H251ZM121 117V119H123ZM141 117V116H140ZM146 117H143L142 119H145V121H148V120H146V119H148V118H146ZM190 117H192V116H190ZM194 117H196V115L194 116ZM202 117V116H201ZM68 118V117H67ZM116 118H118V117H116ZM130 118V117H129ZM136 118H137V115H136ZM135 118V119H136ZM139 118V117H138ZM170 119V122H168V123H171V118H172V116L171 117H169ZM210 118V117H209ZM209 118H207L208 120H209ZM217 118H215V119H217ZM68 119H70V118H68ZM134 119V118H133ZM134 119V120H135ZM162 119V118H161ZM166 119V118H165ZM164 119V120H165ZM168 119V118H167ZM176 119H177V116H176ZM192 119L193 118H191V121H192ZM198 118H196V120H197ZM200 119V118H199ZM205 119V118H204ZM217 119V120H218ZM61 120V119H60ZM133 120V121H134ZM139 120V119H138ZM152 120L151 121H148L149 123L150 122H152ZM177 120H180V119H177ZM184 121L186 120L185 118L183 119ZM188 120V119H187ZM194 120V119H193ZM201 120H202V118H201ZM207 120V121H208ZM141 121V120H140ZM156 121V120H155ZM189 121V120H188ZM187 121V122H188ZM195 121V120H194ZM200 121V120H199ZM202 121H204V120H202ZM200 122V123H202V126H203V124L206 122ZM9 122H10V125H9ZM64 122V121H63ZM72 122V121H71ZM122 122V121H121ZM132 122V121H131ZM138 122V121H137ZM181 122V121H180ZM179 122V123H180ZM197 122V121H196ZM213 122H215L216 123V121H213ZM65 123V122H64ZM64 123H63V125H64ZM68 123H70V122H68ZM67 123V124H68ZM117 123V122H116ZM118 123H119V121H118ZM123 123H124V121H123ZM122 123V124H123ZM133 123V122H132ZM145 123V122H144ZM148 123V125H149V128H150V134H151V128H153V126L152 127H150V124ZM156 123H157V121H156ZM156 123H155V125L154 126H156ZM166 123V122H165ZM178 123V124H179ZM199 123V124H200ZM113 122H112V126H113ZM121 124V125H122ZM139 124H140V122H139ZM143 124V123H142ZM146 124H147V122H146ZM177 124V125H178ZM183 124V123H182ZM185 124H187L186 123V121H185ZM195 124V123H194ZM209 124H211V122H209ZM213 124V123H212ZM256 124H260V125H257L258 126V129H256V133H255V135H254V133L253 134H251L252 132H249L250 134H251V136L253 135V143L251 144V146H248V147H246V148H244L243 147V149H241V151H240V149L238 150V149H236V150H234V147H232V145H235L236 143H234V140L237 142L238 140V138L240 137V135L243 133V135H244V133L245 132H247V130H248V128L250 127V126H252V125H256ZM69 125H71V124H69ZM170 125V124H169ZM175 125H176V122H175ZM174 125V126H175ZM177 125H176V127H177ZM180 125V124H179ZM191 125V128H192V126H194V125H192V124H190L189 123V126ZM196 126L195 127H198V125L197 124H195ZM205 125H208V124H205ZM214 125V124H213ZM119 126V125H118ZM125 126H127V125H125ZM143 126H145V127H147V125H143ZM159 126H160V124H159ZM164 126V125H163ZM171 126V125H170ZM188 126V125H187ZM200 126H201V124H200ZM8 127V128H7ZM121 127V126H120ZM128 127V126H127ZM127 127H125V130L127 129ZM130 127V126H129ZM128 127V128H129ZM138 127V126H137ZM139 127H142V126H139ZM138 127V128H139ZM175 127V128H176ZM182 127V126H181ZM185 127V126H184ZM183 127V128H184ZM208 127V126H207ZM212 127V126H211ZM221 127V128H220ZM131 130L133 129V128H135V127H133L132 125H131ZM149 128L147 127L146 129H148L147 131L149 132ZM159 128V127H158ZM210 128V127H209ZM217 128V129H218ZM257 128V127H256ZM9 130V132H8V130ZM16 129H17V131H16ZM121 129V128H120ZM143 130H146L144 127L142 128ZM180 130H181V128H179ZM184 129H186V128H184ZM195 129H198V128H195ZM211 129V128H210ZM212 129H214L213 127H212ZM54 131V133H55V131H57V133H59V140H58V143L56 144V146L55 145H53V150H52V152H53V154H55L56 153V150H63L64 149V147L63 146H65V145H70V143H71V146H70V149L72 148V150H70V152H69V154L67 153V158L65 157L66 156V154H65V156H64V154L62 155V159H64V158H66V159H64V160H62V163L60 162V167H58L59 168V170H57V171H55L53 174V176H49L48 174L49 173H51V171H48V173H47V175L49 176V177H47V175H46V178H45V175H44V177L43 178H45V180L44 181H42V174H41V171L42 170H38V168L40 169V163H43L44 164V162L46 161V162H48L47 160H45L44 162L42 161V160H39V162L40 163H38L39 165H37V166H39L38 168H37V166L35 167V168H29L28 167V161H31V160H26V158L24 157V152L28 149L29 151H28V153H37V151H38V149L40 148L39 146L41 145V150L43 149L42 147H44V144H45V140L44 139H46L47 140V138L49 137L47 134H50L51 132H53ZM111 130V129H110ZM130 130V131H131ZM154 130V129H153ZM157 130V129H156ZM160 130V129H159ZM178 130V129H177ZM188 130H190V129H188ZM206 130V129H205ZM103 131L105 132V133H103ZM114 131V130H113ZM130 131H124V132H130ZM192 131H194V130H192ZM210 131V130H209ZM213 131V130H212ZM215 131V130H214ZM12 132V131H11ZM82 132V131H81ZM80 132V133H81ZM111 132V131H110ZM137 132H138V130H137ZM141 132V131H140ZM144 132V131H143ZM155 132H158V131H155ZM154 132V133H155ZM171 132V131H170ZM174 132H176V130H174ZM180 133H182L181 131H179ZM184 132H185V130H184ZM195 132H198L197 130H195ZM194 132V133H195ZM216 132H217V130H216ZM220 132H221V134H220ZM54 133H53V135H54ZM139 133V132H138ZM145 133V132H144ZM143 133V134H144ZM172 133H173V131H172ZM179 133V134H180ZM193 133V132H192ZM199 133V132H198ZM202 133V132H201ZM211 133V132H210ZM209 133V134H210ZM52 134V133H51ZM100 134V135H99ZM109 134V133H108ZM140 134V133H139ZM148 135V134H146V135H148L150 138H152V136L151 135ZM161 134V133H160ZM188 134V133H187ZM246 134V133H245ZM115 135V134H114ZM118 135V134H117ZM135 135H137V133L135 134ZM134 135V136H135ZM145 135V136H146ZM161 135H163V134H161ZM161 135H158V137L159 136H161ZM169 135V134H168ZM176 135V134H175ZM174 135V136H175ZM178 135V134H177ZM195 135V134H194ZM203 135V134H202ZM215 135V134H214ZM45 136H48L47 138H45ZM51 136V135H50ZM79 136H80V134H79ZM81 136H82V133H81ZM113 136V135H112ZM129 136V135H128ZM142 136H144V135H142ZM169 136H173L172 134L171 135H169ZM179 136V135H178ZM192 136V135H191ZM200 134H199V136L197 135V138H196V136H195V139H193V140H198L199 141V139H198V137L200 138ZM206 136H207V138H206ZM210 136H211V134L209 135V137H208V133L207 134H205V138L209 141V143H210V140H209V138H210ZM246 137H248L247 135H245ZM244 136V137H245ZM250 136V135H249ZM52 137V136H51ZM56 137V136H55ZM69 138L70 140H71V142L70 143H68L67 144V141H66V138ZM104 137V136H103ZM121 137V136H120ZM127 137V136H126ZM136 137V136H135ZM134 137V138H135ZM214 137V136H213ZM213 137H211L214 141H215V139L214 138H216V136L213 138ZM218 137V136H217ZM243 137V138H244ZM50 138V137H49ZM67 138V139H68ZM87 138V137H86ZM117 138V137H116ZM138 139L137 140H142V138H139V135H138V137H137ZM146 138V137H145ZM150 138H149V140H150ZM170 138V137H169ZM172 138V137H171ZM170 138V139H171ZM177 138V137H176ZM188 138H189V136H188ZM191 138V137H190ZM210 138V139H211ZM221 138V139H220ZM250 138V139H249ZM248 139L249 140H251L252 138L251 137H249ZM55 139V138H54ZM123 139V138H122ZM129 139V138H128ZM144 139V138H143ZM156 139V138H155ZM159 139V138H158ZM183 139V138H182ZM206 139H204V141H207ZM56 140H57V137H56ZM105 140V139H104ZM108 140H109V138H108ZM111 140V139H110ZM120 140V139H119ZM125 140V139H124ZM148 140V141H149ZM173 140H174V138H173ZM181 140V139H180ZM203 140V139H202ZM240 140V139H239ZM49 141H51V139L49 140ZM102 141H103V139H102ZM123 141V140H122ZM151 142H152V140H150ZM154 141V140H153ZM163 141V140H162ZM170 141V140H169ZM175 141H176V139H175ZM182 141V140H181ZM184 141V140H183ZM187 141V140H186ZM203 141V142H204ZM248 141V140H247ZM47 142H48V140H47ZM46 142V146L44 147V149H46L45 151H48L47 149H48V143ZM126 142H127V139H126ZM135 142H137L136 140H135ZM145 142H147V141H145ZM150 142V143H151ZM168 142V141H167ZM166 141H165V144L167 143ZM190 142V141H189ZM192 142V141H191ZM249 143H250V141H248ZM37 144V145H34V146H38L37 148H27L26 149V147L28 146V147H30L31 146V144ZM56 143V142H55ZM109 143H111V141L109 142ZM114 143V142H113ZM129 143V142H128ZM140 143V142H139ZM170 143V142H169ZM179 143V142H178ZM194 143V142H193ZM204 143H207V142H204ZM208 143V144H209ZM234 143V144H233ZM239 143V142H238ZM237 143V144H238ZM102 144H104V143H102ZM164 144V143H163ZM164 144V145H165ZM195 144H196V142H195ZM195 144H194V146H195ZM197 144H199V143H197ZM197 144H196V146H197ZM216 144V145H215ZM245 144H246V142H245ZM50 145V144H49ZM68 145V146H69ZM109 145V144H108ZM129 145V144H128ZM134 145V144H133ZM144 146H145V144H143ZM150 145V144H149ZM156 145H158V144H156ZM168 145V144H167ZM166 145V146H167ZM174 145H175V143H174ZM244 145V144H243ZM48 146V147H47ZM68 146H66V147H68ZM111 146V145H110ZM124 146H127V145H124ZM147 146H148V144H147ZM193 146V145H192ZM200 146V145H199ZM202 146V145H201ZM207 146V145H206ZM236 146V145H235ZM239 146V145H238ZM237 146V147H238ZM262 146H264V144H262ZM47 147V148H46ZM66 147H65V149H66ZM108 147V146H107ZM112 147V146H111ZM122 147H123V145H122ZM135 147H137V146H135ZM170 147H172V145L170 146ZM174 147H176V146H173V148ZM203 147V146H202ZM240 147H242V145L240 146ZM52 148V147H51ZM103 148V149H102ZM113 148H114V146H113ZM120 148V147H119ZM141 148H142V146H141ZM149 148V147H148ZM152 148H153V146H152ZM165 148L166 147H163L162 146V142H161V144H160V146H155L152 150H154L155 151V153L152 151V153H150V154H148L149 155V157H147L148 159L147 160H149V158H150V160L151 161H153L152 159H153V157L155 158L156 157V159H158L157 158V156H158V152H156V149H158V151H159V153L161 152H163V150H165ZM196 148H198V147H196ZM205 148V147H204ZM210 148H209V150H210ZM236 148V147H235ZM43 149V150H44ZM68 149V148H67ZM66 149V150H67ZM122 149V148H121ZM124 149V148H123ZM167 149H169V147L167 148ZM172 149V148H171ZM170 149V150H171ZM207 149V148H206ZM262 148L260 147V150H261ZM41 150H39L40 152L39 153H41ZM42 150V151H43ZM110 150V149H109ZM113 150V149H112ZM118 150V149H117ZM133 150H134V148H133ZM139 150H141V149H139ZM162 150V151H161ZM175 150V149H174ZM173 150V151H174ZM197 150V149H196ZM201 150H202V148H201ZM204 150V152L203 153H205V149H203ZM238 150V151H237ZM115 151H116V149H115ZM122 151V154H123V150H121ZM145 151V150H144ZM168 151V150H167ZM198 151V150H197ZM61 152V151H60ZM59 152V153H60ZM63 152V151H62ZM68 152V151H67ZM126 151H124V153H125ZM137 152V151H136ZM136 152H134V153H136ZM140 152V151H139ZM176 152V151H175ZM38 153V154H39ZM44 151L42 152V154H43V158L45 157V155H44ZM46 153H48V152H46ZM58 153V154H59ZM133 153V154H134ZM141 153V152H140ZM149 153V152H148ZM166 153V152H165ZM198 153H199V151H198ZM197 153V154H198ZM202 153V154H203ZM207 153H209L210 154V151L209 152H207ZM206 153V154H207ZM263 153H264V151H263ZM30 154H29V157H30ZM41 154V155H42ZM52 155V153H49L48 155ZM109 154V153H108ZM162 154H164V153H162ZM161 154V155H162ZM167 154V153H166ZM169 154H171V151H169ZM188 154V153H187ZM190 154H193L192 152L190 153ZM27 155V154H26ZM47 155V154H46ZM56 156H57V154H55ZM110 155H111V153H110ZM138 155H139V153H138ZM157 155V156H156ZM165 155V154H164ZM175 154L173 153L172 155H170L171 156V158L169 157V158H164V160H163V158H162V156H158V157H161V163L162 162H164V164H167V166L169 167V165H168V162H172V160L173 159H175L174 157H176V155L174 156ZM33 156V155H32ZM36 156H37V154H36ZM120 156V155H119ZM129 156V155H128ZM131 156V155H130ZM129 156V157H130ZM142 155H140V157H141ZM166 156V157H167ZM172 156H173V158H172ZM179 156V155H178ZM177 156V157H178ZM189 156V155H188ZM195 156H196V153H195ZM200 156V155H199ZM198 156V157H199ZM217 156V157H216ZM34 157H35V155H34ZM52 158H53V155L51 156ZM60 157H61V155H60ZM123 157V156H122ZM125 157V156H124ZM127 157V156H126ZM134 157V156H133ZM139 157V158H140ZM151 157H152V159H151ZM192 157H193V155H192ZM202 157H204V156H202ZM207 157V156H206ZM212 157V156H211ZM41 158V157H40ZM128 158V157H127ZM146 158V157H145ZM179 158V157H178ZM177 158V159H178ZM195 158V157H194ZM210 158V157H209ZM212 158H214V157H212ZM235 158V159H234ZM32 159H34V158H32ZM49 159V158H48ZM54 159V158H53ZM60 159V158H59ZM122 160H120L119 162V164L121 165V164H123L124 163V161H125V159L124 158H121ZM123 159H124V161H123ZM132 159V158H131ZM141 159V158H140ZM139 159V160H140ZM170 159V160H169ZM176 159V160H177ZM181 159H182V156H181ZM184 159V158H183ZM186 159V158H185ZM192 159V158H191ZM196 159V158H195ZM202 159V158H201ZM211 159V158H210ZM51 162V165H52V160L51 159H49ZM84 160H86L87 161V163H88V161L91 163L89 166H91L92 164H93V166H94V163L96 162L97 163V165L99 164V162H97V160H99L100 161V166L98 165V167H97V165H96V163H95V165H96V167L98 168V169H100V168H102V166L104 165V166H106V168H104L105 170L108 168V170H109V168H110V172H107V170H106V172H107V175H106V172H105V177H102L103 175H102V169H100V173H98L97 172V174L95 173V176L92 178V176L94 175V173H93V175H92V173H85L87 176V178L88 179H86V177H85V175H84V177H85V179H86V182H85V184L83 183L84 181H82V185H85L86 187H85V191H87V190H89V191H87L86 193H87V199H86V193L84 192V190H82L81 191V195H74L75 194V192H74V194L71 192V195H70V197H71V199H69L70 197L67 195V200H70V201H73V203L75 202L76 204H78V207L76 206L75 208L77 209H71V208H69L68 206H67V200H65L66 198H65V196H63V195H65V190L62 192V190H63V187L62 186H64V189L66 188V190L68 191V190H76L75 188H76V186H77V183H76V186H75V181L77 180V178L79 179H82L83 180V173L84 172H86V171H84L83 172V170H84V168H86L85 166H83V162H84ZM149 160V161H150ZM155 160V159H154ZM163 160V161H162ZM166 160H169L168 162L166 161ZM174 161L173 160V166H177V164H179L180 163V159H178L179 160V163H178V161ZM189 160V159H188ZM202 160H204V159H202ZM213 160V159H212ZM34 161V160H33ZM35 161H36V158H35ZM34 161V162H35ZM54 161V160H53ZM220 161H218L217 163H219ZM28 162V163H27ZM45 162V163H46ZM128 162V161H127ZM144 162H146V161H144ZM154 162H156V161H154ZM152 163V165L153 164H155V163ZM177 162V163H176ZM182 162V161H181ZM193 162H195L194 160H193ZM199 162V161H198ZM203 162V161H202ZM202 162L199 164V166L202 168V169H200V171H196L195 172V175H196V177H194L195 179L194 180H192V181H190V182H188L186 185L184 184L186 181H184V187H182V191H180L181 189H180V187L179 186H181V185H179V182L178 181H176V182H178V183H175V185L176 184H178V185H176L177 187H179V188H175V186H173L172 184L174 183V181H172L173 183L171 184V186H173V187H168L169 186V184L171 183V181H168V177H169V173L167 174H165V175H168V177L167 176H164V178L165 179H167L166 180V183H167V181H168V185L167 186H165L166 185V183L165 182H161V183H164L165 185V187H167L168 188V191H170L172 188L173 189H176V191L175 190H173V192H170V193H172V195H170L171 196V199H176V200H178V203L176 204L175 202H176V200L174 201H172V202H170L169 203V206H170V204H172L173 202V204H174V209H172L171 211H170V209H169V213H167V215H165V213L163 214V213H161V214H163V216H161V215H158V214H155L154 212V214L155 215H158L159 216V220L157 219V221L158 222H160L161 221V218H164V215L165 216H167V218L165 219H163L164 220V226H163V224H161V222H160V224L162 225V229H160L159 230V232H160V237H161V239H162V234H163V241H164V244H163V246L164 247H161V249H159V250H157V255H158V259H155V260H151V259H146V263L145 264H179L180 262V259L179 258H182L183 259V257H184V248L186 249V246L183 248V246H182V243L184 242L186 245H187V243L189 242L188 240L186 241V237L187 236H189L188 234H190V233H192L191 234V236H190V238H188L187 237V239H189V240H192L193 238H195L194 236H193V238L191 239V237H192V235H195V234H193V231L195 230L194 228H192V229H194V230H191L190 229V223H191V221L192 220H194V216L196 215V213L198 212V211H200L199 209H201V204L199 205V201H201L200 199L201 198H203L204 197V195L206 194V193H208L209 191H213L215 188L214 187H219V186H221L222 184H229V182L231 181V179H230V177H232L230 174H228L227 172V174H225V171L224 172H222V170L220 171L221 172V174H217L216 176H214L213 177V175L211 174V172H210V168H209V166L208 165H203L202 164ZM231 162V161H230ZM50 163L48 162V165H50ZM140 163H141V161H140ZM161 163H159L158 162V160H157V164H158V166L160 167V168H162L163 166H164V164L162 163V165H161ZM174 163H176V164H174ZM216 163V166L218 167V164ZM222 163V162H221ZM226 163H228V162H226ZM261 163H263L262 161H261ZM31 164V163H30ZM37 164V163H36ZM68 164H69V168H68ZM89 164V163H88ZM160 164V165H159ZM198 164V163H197ZM207 164V163H206ZM220 164V163H219ZM228 164H230V163H228ZM236 164V163H235ZM32 165V164H31ZM35 165V164H34ZM45 165V164H44ZM50 165V166H51ZM146 165H147V163H146ZM223 165H224V163H223ZM226 165V164H225ZM237 165H238V163H237ZM33 166V165H32ZM41 166H42V164H41ZM46 166V165H45ZM116 166V165H115ZM124 166V165H123ZM122 166V167H123ZM144 166H145V164H144ZM150 166H151V163H150ZM156 166V165H155ZM157 166V167H158ZM233 166H234V164H233ZM255 166V165H254ZM259 166V165H258ZM47 167V166H46ZM53 167V166H52ZM84 167V168H83ZM95 167V166H94ZM94 167H91V169H93ZM146 167V166H145ZM153 167H154V165L151 167L152 169H153ZM159 167H158V170H161V169H159ZM170 167L171 168H169V170H171V171H174V170H172V166H171V163H170ZM224 167V166H223ZM228 167H229V165H228ZM237 167V166H236ZM250 167H248L247 169H249ZM37 168V169H36ZM48 168V167H47ZM57 168V169H58ZM167 168V167H166ZM177 169L176 167H173V169ZM225 168H227L226 166H225ZM230 168H231V166H230ZM245 168V169H246ZM256 168H257V166H256ZM44 169V168H43ZM98 169H97V171H98ZM113 169V168H112ZM147 169H149V168H147ZM163 169V168H162ZM168 169V168H167ZM167 169H164L165 171H167ZM192 169V168H191ZM221 169V168H220ZM233 169V168H232ZM243 169V168H242ZM247 169H246V171H247ZM258 169V168H257ZM260 169V168H259ZM263 169V168H262ZM48 170V169H47ZM50 170V169H49ZM51 170H53L52 168H51ZM114 170V169H113ZM115 170H116V168H115ZM168 170V171H169ZM193 170H194V168H193ZM193 170L192 171H190V173L192 174V172H193ZM229 170V169H228ZM238 170H241V169H238ZM252 170V171H251ZM251 170H250V172L252 173L253 172V168H251ZM254 170H255V168H254ZM264 170V169H263ZM39 171H40V173H39ZM54 171V170H53ZM96 171V170H95ZM167 171V172H168ZM246 171L244 172V173H246ZM257 172H258V170H256ZM261 171V170H260ZM91 172H93V171H91ZM116 172H117V170H116ZM115 172V173H116ZM125 172V171H124ZM149 172H150V170H149ZM264 172V171H263ZM43 173H44V171H43ZM110 173V174H109ZM126 173V172H125ZM174 173V172H173ZM194 173V172H193ZM216 173V172H215ZM224 173V174H223ZM229 173H230V171H229ZM262 173V172H261ZM260 173V174H261ZM52 174V173H51ZM50 174V175H51ZM90 174H91V177H90ZM104 174V173H103ZM175 174V173H174ZM247 174V173H246ZM245 174V175H246ZM253 175H254V173H252ZM171 175V174H170ZM244 175V174H243ZM253 175H251V177L248 179V183L249 184H247V186H248V190L251 188V190H253L254 191V189H252L254 186V188H256V185H258V183L260 182V180L258 181V180H256V178H254V177H256V173H255V175H254V177H252ZM257 175L259 176V174L257 173ZM262 175H263V173H262ZM124 176V175H123ZM176 176V175H175ZM182 176V175H181ZM118 177V176H117ZM120 177V176H119ZM200 177H202V178H204L205 180H206V182H207V186H206V188L205 187H200L199 186V178ZM260 177V176H259ZM258 177V179H260ZM11 179V182L10 183H7L6 182V179ZM66 178V179H65ZM91 178V179H90ZM109 178V177H108ZM125 178V177H124ZM164 178H161V180L163 179L164 180ZM174 178V177H173ZM180 178V177H179ZM263 178V177H262ZM80 179L79 180H77V181H80ZM98 179V181L96 182L95 180H97ZM111 179V178H110ZM175 179H176V177H175ZM186 179V178H185ZM185 179H183V177H182V180H185ZM190 179H191V177H190ZM105 180H107L106 181V183H104V184H107V185H111V184H108V179L106 178ZM105 180H102L103 182H105ZM158 180H160V179H158ZM160 180V181H161ZM170 180H172V178L170 179ZM176 180H180V179H176ZM181 180V181H182ZM187 180H189V177H188V179ZM262 180V179H261ZM8 181V180H7ZM10 181V180H9ZM96 183H95V182ZM119 180H115V182L116 183H113V184H115L116 186H117V184L119 183L118 182ZM165 181V180H164ZM236 181H238V180H236ZM235 181V182H236ZM92 182H94V184L92 183ZM103 182L101 183V184H103ZM118 182V183H117ZM158 182V181H157ZM234 182V181H233ZM258 182V183H257ZM80 183V182H79ZM78 183V184H79ZM99 183V182H98ZM99 183V184H100ZM156 183V182H155ZM160 183V182H159ZM158 183V185L159 186H162L163 184H159ZM180 183H182V182H180ZM261 183V182H260ZM227 184H226V186H224V187H227ZM237 184V183H236ZM263 183H261V185H262ZM94 185V187H92V186ZM122 185V184H121ZM121 185H119V186H121ZM232 185V184H231ZM231 185H230V187H231ZM246 185V184H245ZM244 185V186H245ZM56 186V191L55 192H53L54 191V187ZM57 186H60V187H62V190H61V193L63 194V195H61L60 193H58L57 191H60V189L58 190V188H57ZM88 186L90 187L89 189H88ZM108 186V187H109ZM115 186V187H116ZM118 186V187H119ZM155 186H157V185H154V188H155ZM229 186V185H228ZM235 186V185H234ZM239 186V185H238ZM260 186V184L258 185V187ZM80 187H81V184H80V186L78 187V189L79 190H81L80 189ZM138 187V186H137ZM164 187V188H165ZM223 187V186H222ZM230 187H229V189H230ZM260 187H262V186H260ZM39 189L37 192H39V193H37V194H39V196H37L38 198H37V201H33V198L34 197H32V199H31V196H30V194H32V192L34 191V190H36V189ZM54 188V189H53ZM117 188V187H116ZM121 188H123L122 186H121ZM139 188V187H138ZM138 188H137V192H136V194L138 193ZM156 188H158L157 190H159V187H156ZM155 188V189H156ZM160 188H162V187H160ZM169 188H170V190H169ZM84 189V188H83ZM92 189V190H91ZM95 189V190H94ZM100 189V188H99ZM142 189V188H141ZM154 189V190H155ZM220 189V188H219ZM228 189V188H227ZM257 189H259V188H257ZM257 189H256V191H257ZM125 190V189H124ZM124 190L123 189H121V191H120V187H119V191L122 193V191L124 192ZM165 190H166V188H165ZM164 190V191H165ZM226 189H224V191H225ZM244 190V192H245V189H243ZM262 190V197H260V198H262L263 199V201H264V186H263V188H261L260 189V191ZM78 191V190H77ZM76 191V192H77ZM139 191H141L140 189H139ZM153 191V190H152ZM150 192V193H154V192ZM156 191V190H155ZM167 191V192H168ZM172 191V190H171ZM174 191H175V193H174ZM219 191H221V190H219ZM233 191H235V188H234V190ZM259 191V192H260ZM36 192V191H35ZM70 192V191H69ZM166 191H165V193H167ZM231 192L232 191H230V192H228V193H230V195H233V194H231ZM236 192V191H235ZM239 192V191H238ZM249 192H251L252 194H253V192L252 191H249ZM95 195H93V196H96V193L95 192H93ZM143 192H141V194H142ZM159 193H160V191H159ZM164 193V192H163ZM174 193V194H173ZM223 193V192H222ZM221 193V194H222ZM225 193V192H224ZM257 193V192H256ZM33 194H36V193H33ZM32 194V196H36V195H33ZM77 194V193H76ZM78 194H80V192H78ZM135 194V193H134ZM139 194H140V192H139ZM158 194V193H157ZM241 194V193H240ZM248 193H246V195H247ZM250 194V193H249ZM258 194V193H257ZM97 195H100V191H99V194L97 193ZM122 195V194H121ZM124 195V194H123ZM122 195V196H123ZM160 195H163L162 194V191H161V194ZM159 194L158 195H156V193H154V196H158L157 198H159V196H160ZM167 195V194H166ZM211 195H212V192H211ZM226 195H227V193H226ZM223 196V198H219V199H217V201H215L216 203V207H225V205L229 202V195H227V196ZM239 195V194H238ZM102 195H100V196H98L97 197V199H98V201L99 200H101L102 201V197H101ZM121 196V197H122ZM137 196H139V195H135L134 197H132V196H130V197H132V198H134V200L136 199V198H139V197H137ZM148 196H150L149 194H148ZM242 196V195H241ZM243 196H244V194H243ZM258 196H260V194H258ZM124 197V196H123ZM162 197V196H161ZM163 197H164V195H163ZM176 197V198H175ZM211 197V196H210ZM237 197V196H236ZM255 197H257V196H255ZM99 198H101V199H99ZM149 197H147L146 199H147V201L149 200L148 199ZM151 198H153L152 197V195H151V197H150V199ZM164 198H166V197H164ZM163 198V199H164ZM168 198V197H167ZM166 198V199H167ZM36 199V198H35ZM86 199V200H85ZM90 199V200H89ZM96 199V200H97ZM125 199H128V198H125ZM141 200H142V198H140ZM161 199L162 198H160V200L159 201H161ZM168 199H170V197L168 198ZM231 199H232V197H231ZM242 199H243V197H242ZM241 199V201L240 202H242L243 200ZM249 200V198L247 197L246 198V200ZM251 199V198H250ZM75 200V201H74ZM89 200V201H88ZM129 200V199H128ZM130 200H132L133 201V199H130ZM129 200V201H130ZM144 200V199H143ZM152 200V199H151ZM151 200H149L148 202H150ZM165 200V199H164ZM205 200V199H204ZM67 201V202H66ZM88 201V202H87ZM98 201H96V207H95V209H98L97 208V205H98ZM100 201V202H101ZM104 201V200H103ZM102 201V202H103ZM131 201V202H132ZM139 201V200H138ZM163 201V200H162ZM166 201V200H165ZM250 201V200H249ZM260 201V200H259ZM36 202L38 203V204H36ZM85 202H86V205H84L85 204ZM93 202V201H92ZM91 202V203H92ZM101 202V203H102ZM105 202V201H104ZM104 202L102 203L103 205H104ZM125 202V201H124ZM130 202V203H131ZM135 202V201H134ZM146 202V201H145ZM206 202V201H205ZM70 203V202H69ZM69 203H68V205H69ZM100 203V204H101ZM129 203V204H130ZM137 203V202H136ZM201 203V202H200ZM70 204H72V202L70 203ZM76 204H74V205H76ZM139 204V203H138ZM229 204H231V202L229 203ZM37 205V206H36ZM74 205L72 206L71 205V207H74ZM94 205H93V207H94ZM103 205H101L102 206V209H103ZM124 205V204H123ZM134 205H136L135 203H134ZM133 205V206H134ZM140 205V204H139ZM203 205H205L204 203H203ZM211 205V204H210ZM238 206H239V203L237 204ZM241 205V204H240ZM242 205H244V204H242ZM249 205V204H248ZM261 205H262V202H261ZM100 206V205H99ZM118 206V205H117ZM119 206H121V205H119ZM118 206V207H119ZM125 206V205H124ZM123 206V207H124ZM129 206L130 205H128V206H125L126 207V210L128 211V209H127V207L129 208ZM137 206V205H136ZM214 206V205H213ZM229 206V205H228ZM232 206H233V203H232ZM246 206V205H245ZM251 206V205H250ZM61 206H59L58 208H60ZM66 207H68V209L66 208ZM92 207V208H93ZM172 207H173V205H172ZM230 207V206H229ZM85 208H83L84 209V211L85 212H87V210L85 209ZM89 208H91V207H89ZM88 208V210H90ZM101 207H99V209H100ZM138 208V207H137ZM211 208V207H210ZM218 208V209H219ZM241 208H243V210H244V207H241ZM241 208H240V211H242L241 210ZM250 208V210H251V207H249ZM94 209V208H93ZM94 209V210H95ZM125 209V208H124ZM124 209H122L123 210V212H126V211H124ZM136 209V208H135ZM135 209L134 210H132V212L133 211H135ZM232 209H233V207H232ZM238 209V208H237ZM246 209V208H245ZM253 209V208H252ZM42 211H43V209H41ZM101 210V209H100ZM114 210H117L116 208H114ZM114 210L113 211H111V212H113V213H109L108 215H104V218H103V216H102V218L103 219H101V221L99 222V221H94V222H96V225H98L99 223V225L98 226H100V225H104V227H103V229H101V231H104V229H106L107 227H105V223H108L109 221H107L106 219L107 218H109L108 216L111 214L112 216H113V218H115V217H117L116 216V214L118 213L117 211L116 212H114ZM120 210H121V208H120ZM153 210H154V208H153ZM221 210V209H220ZM231 210V209H230ZM235 210V209H234ZM249 210V211H250ZM253 210H256V208H254ZM13 211H15V210H13ZM81 211H82V213H81ZM209 211V210H208ZM213 211H215L214 209H213ZM223 211V210H222ZM227 211H229V209H227ZM257 211V210H256ZM255 211V212H256ZM130 212V211H129ZM131 212V213H132ZM138 212V211H137ZM137 212H135L134 214V216H138L139 217V215L137 214L136 215V213ZM171 212V213H170ZM201 212V211H200ZM253 212V211H252ZM252 212L250 213V214H252ZM15 213V212H14ZM78 213V214H77ZM92 212H88V215L89 214H91ZM115 213V214H114ZM130 213V214H131ZM157 213V212H156ZM202 213V212H201ZM211 213V212H210ZM221 213V212H220ZM226 213V212H225ZM229 213V212H228ZM249 213V212H248ZM248 213H247V215H248ZM19 214V213H18ZM36 214V215H37ZM58 214V213H57ZM77 214V215H76ZM126 214V213H125ZM207 214V213H206ZM215 214V213H214ZM224 214V213H223ZM241 214H243V212H241ZM21 215V214H20ZM44 214H42V216H43ZM111 215H110V218H112L111 217ZM117 215H119V213L117 214ZM123 215V214H122ZM146 215V216H145ZM144 216L147 218V216H148V218L150 217V219L148 220L149 222H146V225H144V226H146V228L144 227V228H141L143 231H144V229L146 230V229H151V227H153L152 225H151V223H154L153 221H154V217L152 216V215H148V214H145ZM200 215V214H199ZM198 215V216H199ZM216 215H218L219 216V214H217L216 213ZM222 215V214H221ZM235 215H236V212H235ZM234 215V216H235ZM247 215H245V216H247ZM34 216V215H33ZM38 216V215H37ZM53 216H55L54 218H53ZM80 216H78L79 217V220H80V218H82V216L80 217ZM90 216V215H89ZM107 216V218H105ZM129 217V219H130V216H132V214L131 215H128ZM133 216V217H134ZM143 215H140V218H142L144 221H147V219H145V217H144ZM181 216H183V217H185V219H186V223H187V225H189V226H187L186 225V223H182L181 221H180V218H181ZM217 216V217H218ZM257 216V215H256ZM255 216V219L257 218ZM29 217V216H28ZM28 217H26L25 216V218H27V220H28ZM86 217H88V216H85V218ZM123 217V216H122ZM121 217V218H122ZM124 217H125V215H124ZM123 217V218H124ZM157 217V216H156ZM201 217V216H200ZM204 217V216H203ZM210 217H211V215H210ZM214 217V216H213ZM221 218H222V216H220ZM240 217V216H239ZM243 217V216H242ZM241 217V218H242ZM251 217H253V215L251 216ZM24 218V219H25ZM32 218V217H31ZM35 218V217H34ZM41 218V217H40ZM84 217L82 218L83 220V222L84 223H86L88 220L87 219H85ZM111 219V220H113L114 221V219ZM118 218V217H117ZM135 218V220L137 221V219L138 218H136V217H134ZM193 218V219H192ZM195 218H196V216H195ZM205 218H206V216H205ZM204 218V219H205ZM208 218H209V215H208ZM225 218V217H224ZM227 218V217H226ZM228 218H233L232 217V215L231 216H228ZM227 218V219H228ZM235 218V217H234ZM248 218V217H247ZM250 218V217H249ZM262 218H264V217H262ZM23 219V218H22ZM125 219V218H124ZM123 219V220H124ZM126 219H127V216H126ZM132 219V218H131ZM141 219V220H142ZM202 219V218H201ZM215 219V218H214ZM244 219H245V217H244ZM255 219H254V221H255ZM32 220V219H31ZM63 220V221H62ZM77 220V219H76ZM99 220V219H98ZM104 220H106V222L104 223ZM109 220V219H108ZM110 220V221H111ZM138 220H140V219H138ZM151 220H153V221H151ZM206 220H207V218H206ZM211 219H209L208 221H210ZM226 220V219H225ZM232 220H235V219H232ZM232 220L230 221L231 223H232ZM19 221H21V220H19ZM81 221V220H80ZM80 222V223H83V222ZM86 221V222H85ZM116 221H118V223L116 222ZM116 221H115V227L114 226H112V227H114V228H107V230H105V232H100L99 231V234H97V236H99L100 237V239H102L101 241L102 242H104V241H106L107 239H110L111 241V246L113 245V244H115V242H114V238L116 237V239L115 240H117L118 238H120L121 236V231L124 229V224L126 223V220L125 221H123V225H121V226H123L122 228L120 227V225H118V228L116 227L117 226V224H119V221H120V219L118 220V219H116ZM129 220H127V222H128ZM131 221H133V220H131ZM144 221H142L141 223L139 222V226H141L140 224H142ZM151 221V222H150ZM157 221L155 222V224H157ZM198 221H200V220H198ZM212 221V220H211ZM249 221V220H248ZM264 220H262V222H263ZM50 222V221H49ZM93 222V223H94ZM125 222V223H124ZM135 222V221H134ZM225 222V221H224ZM227 222V221H226ZM234 222V221H233ZM235 222H236V220H235ZM234 222V223H235ZM244 221H240V225L243 223ZM250 222V221H249ZM261 222V223H262ZM18 223V222H17ZM55 223V222H54ZM57 223V224H58ZM88 223V222H87ZM87 223H86V225H87ZM102 223V224H101ZM130 223V222H129ZM133 223V222H132ZM147 223H150V225H151V227H149L150 225H148V227H147ZM162 223H163V221H162ZM192 223H194V221L192 222ZM209 223V222H208ZM211 223V222H210ZM214 223V222H213ZM213 223H211L213 226L215 225V224H213ZM218 223H220L219 221H218ZM237 223V222H236ZM236 223H235V225H236ZM253 223H255V222H253ZM257 223H259V222H257ZM56 224V225H57ZM110 224H112L111 222H110ZM122 224V223H121ZM136 224V223H135ZM155 224H154V227L156 228V226H155ZM159 224V225H160ZM196 224V226H199V224H197V222L195 223ZM228 224V223H227ZM233 224V223H232ZM247 224H249V223H247ZM251 224V223H250ZM54 225V224H53ZM126 225V224H125ZM127 225H128V223H127ZM143 225V224H142ZM158 225V226H159ZM161 225L159 226V228H161ZM177 225L180 227V230H178V229H175V227H177ZM201 225L203 226V224L201 223ZM221 225V224H220ZM224 225H226V224H224ZM234 225V226H235ZM243 225V224H242ZM257 225V224H256ZM77 226H81V224L80 225H77ZM82 226H85V225H82ZM110 226V225H109ZM128 226H130V225H128ZM128 226H126L127 228H126V230L128 229ZM132 226V225H131ZM130 226V227H131ZM137 226V225H136ZM132 226V228H136V229H138V227L139 226ZM195 226V227H196ZM202 226H201V228H202ZM207 226H209V224H207ZM211 226V225H210ZM234 226H233V228H234ZM239 226V225H238ZM264 226V223H263V225H262V227ZM121 229H120V228ZM192 227H194V225L192 224ZM222 227V226H221ZM220 227V228H221ZM231 227H232V225H231ZM243 227V226H242ZM245 227H246V225H245ZM247 227H249V226H247ZM253 227V226H252ZM89 229H92L93 231H94V229H93V227H91L90 228V226L88 227ZM100 228H102L101 226L99 227V229ZM155 228H153V230H155ZM158 228V229H159ZM229 228H230V226H229ZM239 228V227H238ZM256 228H259L258 226L256 227ZM264 228V227H263ZM96 229H98L97 227H96ZM95 229V230H96ZM98 229V230H99ZM108 229H109V231H108ZM119 229V230H118ZM158 229H157V231H158ZM199 229V228H198ZM212 229V228H211ZM210 229V230H211ZM219 229V228H218ZM217 228H216V230H218ZM228 229V227H226V230ZM231 229V228H230ZM229 229V230H230ZM240 229H243V228H240ZM247 231L246 232H248V231H250V233L252 234V236H253V232L251 231V228L248 230V228H245ZM260 230H261V232H264V230L262 231V229L261 228H259ZM97 230V231H98ZM125 229H124V231H126ZM133 230V231H132ZM132 230H130V233H131V231L134 233V230L135 229H132ZM141 230V231H142ZM207 230H209V228L207 229ZM209 230V231H210ZM215 230V231H216ZM229 230H227L225 233L227 234V232L229 231ZM254 230H256L255 228H254ZM93 231H91V232H93ZM96 231V233H98ZM107 231H108V236H107ZM120 233H119V232ZM137 231V232H136ZM135 231V237H137L138 236V243L139 244H141V245H143V240H144V236L146 235V237H147V233H149L150 231H151V233H149V234H152V229L151 230H149V231H145L146 233H145V235H144V233H143V231H142V236L144 237H142L141 236V233H140V229H138V230H136ZM138 231H139V233H138ZM196 231V230H195ZM195 231H194V233H195ZM203 231V230H202ZM221 231V230H220ZM225 231V230H224ZM240 231V230H239ZM243 231V230H242ZM55 232V233H56ZM91 232H90V234H91ZM127 232V231H126ZM155 232V231H154ZM154 232H153V234H154ZM158 232V233H159ZM177 232V233H176ZM217 232H219V231H217ZM234 232H235V230H234ZM236 232H237V230H236ZM245 232V233H246ZM256 232V231H255ZM258 232H259V230H258ZM17 233V232H16ZM52 233V232H51ZM82 233V234H81ZM100 233H102V234H100ZM118 233L120 234V235H118ZM125 232H123V234H122V237L121 238H123V235H124V238H125V234H124ZM129 233V231L127 232V234ZM158 233H156L155 232V234H158ZM205 233V232H204ZM209 232H207V234H208ZM230 233H231V231H230ZM239 233V232H238ZM249 233V234H250ZM11 234H13V233H11ZM27 234H29L28 232H27ZM66 234V235H65ZM89 234V233H88ZM92 234H94V232L92 233ZM103 234L106 236V237H104L103 236ZM132 234V233H131ZM131 234H129L130 236H132ZM136 234H138L137 236H136ZM175 234H176V236H175ZM210 234H211V231H210ZM209 234V235H210ZM219 234V233H218ZM237 234V233H236ZM250 234V235H251ZM255 234V233H254ZM65 235V236H64ZM84 236H86L85 234H83ZM95 235V234H94ZM128 235V236H129ZM133 235V236H134ZM140 235V236H139ZM174 235V236H173ZM208 235V236H209ZM216 235V234H215ZM222 235V234H221ZM228 236H229V234H227ZM246 235L248 236V234L246 233L245 234V237L243 238V239H245L246 238ZM255 235H257V234H255ZM254 235V236H255ZM263 236H264V233L262 234ZM261 235V236H262ZM61 236H64V237H62L63 239H61ZM84 236H83V238H84ZM103 236V237H102ZM113 236H115V237H113ZM117 236H119L118 238H117ZM127 236V235H126ZM152 236L153 235H151V236H149L150 238H148L149 240L152 238ZM207 235H205V237H208ZM213 236H214V234H213ZM222 236H226L225 234H223ZM222 236H219V237H221V239H222ZM242 236H244V235H238L237 237H236V235L234 234L233 235V237L232 238H234V237H236L235 239H237V238H240V237H242ZM262 236V237H263ZM16 237V236H15ZM39 237V236H38ZM72 237H74V238H72ZM88 237V236H87ZM87 237H85L84 239L82 238V236H81V240L84 242L85 240H86V238ZM98 237V238H99ZM204 236H202V238H203ZM211 237V236H210ZM261 237V238H262ZM16 238H18V237H16ZM123 238V239H124ZM143 239V240H140V239ZM156 238V239H155ZM201 238V237H200ZM226 238V237H225ZM230 239L229 238V244H228V246H230L231 244H232V242L234 243V241L235 242H237V240H235V239ZM248 238L249 237H247V240H248ZM253 238V237H252ZM264 238V237H263ZM262 238V239H263ZM21 239H23V238H21ZM75 239V240H74ZM77 239H79V238H77ZM104 239H106V240H104ZM146 239V238H145ZM152 239H155V240H157L158 239V236L156 237V235L152 238ZM151 239V240H152ZM198 239V238H197ZM207 239V238H206ZM216 239V238H215ZM221 239L219 238L218 239V241L220 240L221 241ZM242 238L240 239V240H243ZM250 239H251V237H250ZM256 239V238H255ZM261 239V240H262ZM80 240V241H81ZM112 240H113V242H112ZM126 240H128V238H126L125 239V242H127V243H125V245L127 244L128 245V243H129V245L131 244L130 242H132V245H131V247L128 245V247H127V245L126 246H124L122 243V245L121 244H119L122 240H118V244H119V247H112L111 248V250H109L110 249V246H109V248H108V250L106 251L105 250V248L107 249V246H105V248H104V250H102L101 249V251H100V253H102L101 254V256L104 258V261L105 260H107V262H108V264H126V263H128V262H130V263H128V264H132V261H133V254L135 253V251H137V249H138V244L136 243L137 242V240H136V242L135 241H131V240H128V241H126ZM140 240V241H139ZM155 240H153V242L154 243H152L153 244V246H155ZM196 240V239H195ZM199 240V239H198ZM210 240V239H209ZM209 240H207V241H209ZM213 240H214V238H213ZM223 240V239H222ZM230 240H233L231 243H230ZM258 240H259V242H258V244L260 243V238H258ZM23 241V240H22ZM34 241V240H33ZM36 241V240H35ZM63 241V242H64ZM80 241H79V243H80ZM82 241H81V243L80 244H82ZM88 241H89V238H88ZM91 241V240H90ZM89 241V242H90ZM108 241V240H107ZM106 241V242H107ZM120 241V242H119ZM142 241V242H141ZM144 241H147V239L146 240H144ZM200 241H204V240H201L200 239ZM217 241V240H216ZM224 241V240H223ZM251 241H252V239H251ZM29 242H32V241H29ZM29 242H27V243H29ZM78 242V241H77ZM93 242V241H92ZM92 242H90V244H88V245H86L85 247H86V249L87 248H89V247H91V246H93L92 245ZM141 242V243H140ZM187 242V243H186ZM193 242H195V241H193ZM198 242V241H197ZM201 242V243H202ZM226 242V241H225ZM240 242L241 241H239V245H238V248H239V246H240ZM263 243H264V239H263V241H262ZM21 243V242H20ZM44 243H46V242H44ZM85 243V242H84ZM88 243V242H87ZM86 243V244H87ZM148 242H146V244H147ZM207 243V244H206ZM210 243V242H209ZM216 243H218V242H216ZM219 243H221V242H219ZM218 243V244H219ZM228 243V242H227ZM238 243V242H237ZM249 243H250V241H249ZM248 243V244H249ZM255 243V242H254ZM94 244V243H93ZM96 244H97V242H96ZM107 244H108V242H107ZM116 244H117V242H116ZM115 244V245H116ZM117 244V245H118ZM137 246H136V245ZM148 244H150V243H148ZM184 244V245H185ZM194 244V243H193ZM196 244V243H195ZM205 244L206 245H208V242H205ZM29 245V244H28ZM45 245V246H46ZM70 245V244H69ZM76 245H78V244H76ZM84 245V244H83ZM95 245V244H94ZM103 245H105V243L103 244ZM140 245V246H141ZM192 245V244H191ZM201 245V244H200ZM206 245H204L205 247H206ZM217 245V244H216ZM215 245V246H216ZM233 245V244H232ZM231 245V247H232V249H231V251L233 250V246ZM235 245V244H234ZM237 245V244H236ZM242 245H245V242L243 241V243H242ZM241 245V246H242ZM260 245H261V243H260ZM124 246V247H123ZM144 246H146L145 244H144ZM160 246H162V244L160 245ZM188 246H190V243L188 244ZM192 246H194L195 247V245H192ZM203 246V244H202V247L203 248H205ZM211 246H213V245H211ZM211 246H209V252L208 253H206L207 255L209 254V253H211V249H210V247ZM218 247H220L221 246V244L220 245H217ZM240 246V247H241ZM258 246V245H257ZM262 246H264L263 244L260 246V249H259V247H258V250H257V248L255 249V248H253L254 250H257L258 252H256V251H254L255 253H254V256L255 255H257V256H259L260 255V253L259 252H261L260 250H262L263 249V247ZM136 247V248H135ZM150 247H152V245H150ZM180 247H182L183 248V257H181V254H180V252H181V250L182 249H180ZM191 247V246H190ZM222 247V246H221ZM225 247H227V246H225ZM243 247V246H242ZM244 247H247V250L246 251H248V248L250 247H248L247 246V244L244 246ZM256 247V246H255ZM28 248V249H27ZM145 248V247H144ZM146 248H149V245H148V247L146 246ZM143 249V250H146V252L148 251L147 249ZM192 248V247H191ZM191 248H190V250H191ZM208 248V247H207ZM237 248V249H238ZM84 250H85V248H83ZM150 249H152V248H150ZM215 249H217V248H215ZM215 249H213V252L212 253H215ZM241 249V248H240ZM244 249V248H243ZM246 249V248H245ZM251 249V248H250ZM249 249V250H250ZM8 250H12V253H15V254H17L18 253V259L17 258H12L11 259V261H7L8 260V258H7V256H10V255H8V254H10L9 253V251ZM27 250V251H26ZM55 250V251H56ZM88 250V251H87ZM86 251L88 252V253H90L91 252V250H90V248L89 249H87ZM187 250H189L188 248H187ZM189 250V253L190 252H192V251H190ZM201 250V249H200ZM205 250H206V248H205ZM219 250V249H218ZM217 250V251H218ZM221 250V249H220ZM220 250L217 252V254L219 255H221L222 253L220 252ZM222 250H223V248H222ZM234 250H236V249H234ZM233 250V251H234ZM8 251V252H7ZM48 251V250H47ZM113 251H115L117 254H119L120 255V257L119 258H117V259H111V260H109L108 258L110 257V255H111V253L113 252ZM150 251V250H149ZM149 251L147 252V253H149ZM194 251V250H193ZM196 251H198V250H196ZM208 251V250H207ZM228 251V250H227ZM231 251H230V253H231ZM232 251V252H233ZM241 251V250H240ZM244 250H242V252H243ZM251 251V250H250ZM11 252V251H10ZM142 252V251H141ZM145 252V251H144ZM201 252V251H200ZM220 252V253H219ZM226 252V251H225ZM242 252H241V254H242ZM51 253V252H50ZM52 253H54L55 254V252H52ZM52 253H51V255H52ZM91 253H94V252H91ZM188 253V252H187ZM186 253V254H187ZM188 253V254H189ZM196 253V252H195ZM204 253H205V251H204ZM211 253V254H212ZM234 253H235V251H234ZM240 253V252H239ZM251 254H252V251L250 252ZM257 253V254H256ZM258 253H259V255H258ZM14 254V255H15ZM33 254V255H32ZM39 254H40V252H39ZM144 255L146 254V253H143ZM186 254H185V256H186ZM193 254V253H192ZM216 253H215V256H214V254H212L213 255V258L214 257H216V255H217ZM236 254V253H235ZM240 254V255H241ZM246 254V253H245ZM30 255H32V257L30 256ZM40 255H42V254H40ZM197 255V254H196ZM203 255H205V254H203ZM202 255V256H203ZM253 255V254H252ZM251 255V257L253 258V256ZM11 256H12V254H11ZM37 256H38V258H37ZM53 256V255H52ZM51 256V257H52ZM91 256V255H90ZM100 256V255H99ZM190 256V255H189ZM189 256H187V258H186V260L188 259V258H190ZM192 256V255H191ZM201 256V255H200ZM200 256H199V258H200ZM206 256V255H205ZM211 255H209V257H210ZM224 253L222 254V257L224 258ZM230 256H233L234 258L236 257V255H230ZM237 256H239V255H237ZM249 256V254L247 255V257ZM14 257V256H13ZM17 257V256H16ZM195 257H197L198 258V256H195ZM208 257V258H209ZM242 256H240L239 258H241ZM256 257V256H255ZM11 258V257H10ZM54 258V257H53ZM102 258V259H103ZM135 258V257H134ZM203 258V257H202ZM207 258V257H206ZM212 258V259H213ZM219 258H221L220 256L219 257H217V258H215L214 260H215V263H214V261L211 259V261H213V263L214 264H216V260L218 261L217 263H219V261H221L220 263H222L223 261L222 260H224L223 258H222V260L220 259L219 260ZM14 259H15V261H14ZM17 259V260H16ZM96 255H92L90 258H89V260H88V264H100V263H98L96 260ZM201 259V258H200ZM230 259V258H229ZM236 259V258H235ZM242 259V258H241ZM240 259V260H241ZM254 259V258H253ZM253 259H249V260H252L253 261ZM256 259V258H255ZM10 260V259H9ZM65 260H67V258L65 259L64 258V261ZM75 260V259H74ZM135 260V259H134ZM191 260V259H190ZM193 260V259H192ZM191 260V261H192ZM194 260H195V258H194ZM198 260V259H197ZM196 260V261H197ZM203 260V262H205L204 261V259H201V261ZM207 261H209L208 259H206ZM225 260H227V259H225ZM231 260V259H230ZM237 260V259H236ZM235 260V261H236ZM239 260V259H238ZM239 260V261H240ZM248 260V262H250ZM7 261V262H6ZM34 261V262H35ZM182 261V260H181ZM207 261H206V263L205 264H207ZM210 261V262H211ZM72 262V261H71ZM179 262V263H178ZM190 262V261H189ZM202 262V263H203ZM210 262L208 263V264H210ZM225 262V261H224ZM227 262H229V260L227 261ZM231 262V261H230ZM245 262H247V261H245ZM36 263V262H35ZM37 263V264H38ZM103 263V262H102ZM184 264L185 263V261L183 262H181L180 264ZM188 263V262H187ZM201 263V264H202ZM213 263H211V264H213ZM234 264V260H233V262H231L230 264ZM241 263V262H240ZM240 263H238V261H237V264H240ZM57 264V263H56ZM65 264V263H64ZM69 264H70V262H69ZM135 264V263H134ZM190 264V263H189ZM192 264V263H191ZM193 264H195V262L193 263ZM197 264H198V262H197ZM223 264V263H222ZM224 264H226V263H224ZM244 264V263H243ZM250 264V263H249Z\"/></svg>",
  "mask_w": 264,
  "mask_h": 264
},
{
  "label": "rangeland",
  "instance_id": "374dc122",
  "mask_svg": "<svg viewBox=\"0 0 264 264\" xmlns=\"http://www.w3.org/2000/svg\"><path fill=\"white\" fill-rule=\"evenodd\" d=\"M8 2H9V0H7ZM14 1V0H13ZM12 0H10V2H13ZM67 1V3L70 1V0H60V2H62V3H64V2H66ZM102 0H96V2H95V0H90V3H93V7L95 8H93V10H92V12L90 13V12H87L86 11V9H84V11L85 12H81L82 13V18H83V20L85 19L86 20V16H87V25H86V27H85V29L87 30V29H90V30H87L86 32L85 31H83V32H85V34H87L86 35V37L84 36V33H83V35L82 36H84L85 38H84V41H83V38H82V36H81V38H82V41L83 42H85L84 43V45H85V47L84 46H82L81 44V46H80V48L81 47H83V48H81V49H83L82 51H80L81 49H78V51L76 50V52H77V54H78V56H77V54H76V52H75V50L74 49H72V48H68L70 51L72 50V52H75V53H70V51L68 50H65V53H66V57H67V61H68V63H69V65L71 66L70 68H71V73H69V75H71V76H69L68 77V79H67V81L66 80H64V79H62V78H60V79H62L64 82H65V84H66V86L65 85H63L64 84V82H59V81H62V80H59L58 82H57V88H59V89H62L60 92H64V90H65V92H66V96H65V101H64V109H63V111H65L64 112V114L66 115L65 116V119H63L64 118V115L62 116V118H60L59 119V123L60 124H58L57 126L59 127H61V128H55V130L56 129H64L65 127H71L72 126V124H73V122L76 120V117H77V120L78 121H80L81 122V129H82V126H84L85 127V124H87V121L89 120V115H88V113H85L84 111L86 110V109H88V105H89V103L92 105L93 104V107L90 105V108H94V106H95V108H97L96 106H100L101 107V105L102 104H100L101 102V100L103 99V98H100L101 96L103 97V94H104V99L102 100V103H103V106H105V107H107L108 105H109V101H108V105H105L106 104V102H107V100H108V98H112V97H114L115 98V95L116 94H118L117 96H118V98H119V100L117 99V101H120V102H118L117 104H118V106H117V104H116V102H115V100L116 99H114V100H112L113 102H111V100H110V102L111 103H113V107L111 106L110 108H107V110H106V112L107 113H110L109 115H110V118L112 119L116 114L117 115H119V116H117L116 115V117H118V118H113V120H111L110 121V126H109V128H108V130L106 131V134L104 135V134H102V132H100L101 133V135H102V139H103V141H102V139H101V143L99 144L98 143V147L100 146V145H102V147L103 148H105L106 147V151H108L107 152V156H109V158L111 159V157H112V162H117V163H113V166L114 167H110L111 168V172L113 171L114 173H112V175H109L108 177L106 176L105 177V172H106V170H107V172H110V168H109V170H108V168L105 170L104 168H106V166H102V168H100V169H102L101 171H100V169H98L97 167H98V165L100 166V161L99 160H97V162H99V164L97 165V163H96V165H97V167H96V165H95V163H94V166H93V164L91 165V166H89L91 163L88 161V163H87V161L86 160H84V164H83V166H85L86 168H84V170H83V172L84 171H86V172H84L83 173V180L82 179H80V181H77V180H79L78 178H77V180L75 181V186H76V183H77V186H76V190H66V188L64 189V186H62L63 187V190H62V187H60V186H57V188H58V190L60 189V191H57L58 193H60L61 195H63L62 193H61V190H62V192L65 190V195H63V196H65V200H67L69 197H70V195H71V192L74 194V192H75V194L74 195H81V191L82 190H84V192L86 193L87 191H89V190H87V191H85V182H86V179H88L89 177V175L87 176L85 173H92V175H93V173L95 172L96 174H97V172L98 173H102V177H105V178H101V183L103 182L102 180H105L106 178L109 180L108 181V184H111L110 186L109 185H107V184H104V183H106V181L107 180H105V182H103V184H101L100 183V181H98V179L97 180H95L96 182H97V186L98 185H102L101 187L100 186H98V188L96 187V185H95V187H94V185L92 186V187H94L95 189H97L98 191H97V193L99 194V191H100V195H102L101 197L103 198L102 199V201L104 202V205L102 204L103 202L101 201V200H99L98 201V199H97V197L98 196H100V195H97V193H96V190L95 191H93L92 189V194L89 192V194H88V196H90L91 197V199L94 197L95 198V201H94V199H92L91 201H89L90 203H88L87 205L88 206H86V207H91V208H89L90 210H88V208H85V207H83V206H79L78 207V204H76L75 202L73 203V201H70V200H67L66 202H67V206L69 207V208H71V209H74L76 206L78 207V212H80V210H81V207H82V210H83V215H84V213L86 214L85 216H88V217H86L85 218V216H82V218L84 217L85 219H87L88 221V223H87V225H86V223H84L82 220V218H80V220L83 222V223H80L81 221L79 220V217L78 216H80V214H76L77 215V217L75 216L74 218H75V220H73L71 223V226H69L68 227V231H67V235H66V240H67V237L68 236H70V235H72V236H76L77 235V233H79L80 234V230L82 229V231H83V234H85L86 236H84L82 233V238H83V236H84V238L85 237H87L86 238V240L83 242L82 240L84 239H80L81 238V236L80 235H77V237H75V239L78 241H74L72 244L71 243H69V242H71L72 241V239L71 238H69V239H71L70 241L68 240V243L70 244H67V241H66V244L65 245H67V246H63L64 244H62V243H65V239H63L62 237H64V236H61V239H63L62 241L61 240H59L60 241V243H61V246H62V248L60 249V251H58V249L56 250V249H51V251H50V248L48 249V244H47V242H49V240L51 239V238H53L54 236H56L57 235V233L58 232H56V230H58L60 227H62V225H63V223L61 222H59L58 223V217H59V215H60V210H61V208H63V205L61 204L62 203V201H63V198L64 197H62L61 196V198L62 199H60L59 200V204H58V207L59 206H61L60 208H58L57 207V209L56 210H58V214L56 213V211H55V213H54V215L55 216H58V217H55V216H53V221H52V225H51V220H49L48 221V225H49V227L45 230V233H44V235L42 236V238H41V236L39 235V232L37 233H33V231H32V229H30L27 225L29 224V223H35L36 221H37V218H39V219H42V217H44V216H46L45 215V213H44V208H39V206H43V205H40V204H38L37 202H36V204H38V210H37V212H39V211H41V212H43V213H36L35 211H34V208L32 207V211L31 210H29L28 208L26 209L25 208V211H27L26 212V214H24V215H22L23 214V212H24V208H23V211H21V210H18V212L16 211L17 209H13V210H15V211H13L12 210V212H11V215H12V217H13V219L15 218V220H17V222H15L13 225H12V227L11 226H9L10 228H9V238H10V240L11 239H15L16 240V242H17V244H19L18 245V248L20 247V248H22L23 250H25L26 249V247H30L31 246V248H32V244H33V242H34V246H35V243H37V241H39L40 239V243H42V245H44V246H42V247H44V248H42L41 250H38L39 252H40V254H42V255H40L39 254V252H38V256L39 257H43V258H46V255H47V257L50 255V259H52V260H54V262H55V264L57 263V264H69V262H70V264H88V260H89V258L92 256V255H96V261L98 262V263H100V264H108V262H107V260H105L104 261V258L101 256V254L102 253H100V251H101V249L102 250H104V248H105V246H107V249L105 248V250L107 251L108 250V248H109V246H110V249L109 250H111V248L113 247H119V244H123L124 246H126L125 245V243H127V242H125V239L126 238H128V240H131V241H135L136 242V240H137V244H138V249H137V251H135V253L133 254V261H132V264H145L147 261H146V259H151V260H155V259H158V255H157V250H159V249H161V247H164L163 246V244H164V241H163V234H162V239H161V237L159 236L160 235V232H159V230L160 229H162V225L161 224H163V226H164V218L166 219L167 218V213H169V209H170V211L172 210V209H174V202L172 203V204H170V206H169V203L170 202H172L174 199H171V196L170 195H172V193H170V192H173V190H175L176 191V189L177 188H179L180 187V191H182V187H184L188 182H190V181H192V180H194L195 178L194 177H196V175H195V172L196 171H200V169H202L200 166H199V164L202 162V164L203 165H208L209 166V168H210V172H211V174L213 175V177L214 176H216L221 170H222V172H224L225 170V174H230L232 177H230V179H231V181L229 182V184H227V187H224V186H226V184L224 185V184H222L221 186H219V187H214L215 189L213 190V191H209L208 193H206L205 195H204V197L203 198H201L200 200L201 201H199V205L201 206V209H199L200 211H198L197 213H196V218H195V216L193 217L194 218V220H192L191 221V223H190V229L191 230H194L195 231V233H194V231H193V234H195V235H192V237H191V239L193 238V236L195 237V238H193L192 240H189V239H187V237L188 238H190V236H191V234L192 233H190V234H188L189 236H187L186 237V241L188 240L189 242L187 243V245L183 242L182 243V246H183V248L186 246V249L184 248V257H183V248L182 247H180V249H182L181 250V252H180V254H181V257H183V259L182 258H179L180 259V263L183 261H185V263L184 264H193L194 262H195V264H197V262H198V264H201L202 262H203V260L201 261V259H204V261L205 262H203L202 264H205L206 263V259H208L209 261H207V264L211 261V259L213 258V255L212 254H214V256H215V253L217 254V252L220 250V252L223 254L224 253V258L222 257V254L220 255H216V257H214L212 260L214 261V263H215V258H217V257H221V258H219V260L221 259L222 260V258L224 259V260H222L223 262V264L224 263H226V264H230L231 262H233V260H234V264H237V261H238V263H240V264H264V246H262L263 247V249L262 250H260L261 252H259L260 253V255H259V253H258V255L259 256H257V255H255L254 256V251H256V252H258L259 250H258V247H259V249H260V246L263 244L264 245V243L262 242L263 241V233L264 232H261V230L259 229V228H261L262 229V231L264 230V226L262 227V225H263V223H264V221L262 222V220H264V218H262V217H264V201H263V199L262 198H260V197H262V190L260 191V189L261 188H263V186H264V153H263V151H264V146H262V144H264V141H263V143L261 142L260 143V147L262 148L261 150H260V147H259V153H262V157H263V160H261L263 163H261V161L256 165V164H254V165H251V167L250 166H248V167H250L249 169H247L243 164H241V162H239V160H237V159H235V160H232V159H230L231 157L229 156L227 159H223V161L221 160L220 161V159L218 158L217 160H216V158H215V155L214 154H212L211 155V148L209 147L210 146V144H211V142L213 141V142H215V143H217L216 141H219L218 142V144L219 143H221L223 140L221 139V140H218L219 139V137H221V132H220V136L219 135H216V133L217 134H219V132H218V130H219V124L217 123L218 121H219V119H220V117H221V115H222V111H224V109H226V108H230V106H228L227 105V101H228V104H230V102H229V100H234V96H238V91H236V90H238V89H235V85H237L238 86V84H239V82H240V78L239 77H242V75L240 74L241 72H242V70H243V65L245 66L246 64H247V62L246 61H244V60H248V55H249V53H252V52H255L256 50H257V45H255V42H254V40L253 41H251V39H248V35L247 34H251L252 32H254L255 31V29L254 30H252V28H256L257 30H261L262 29V27H261V25H260V19L259 18H261V13H262V10L261 9H259L258 10V8L257 9H255L256 7L255 6H253L254 5V1L253 0H234V1H232V0H225V2H224V0H211V1H209V2H202L201 0H191V1H189V0H187V2H186V0H184L185 1V4H182V2L184 3V1L183 0H179V1H181V2H179V3H181V5L177 2L178 0H174L175 1V5H177L176 7H175V9H173V13H174V16L176 17L175 18V20H174V16L172 15L171 16V18H172V21H171V24H173L172 25V29H171V27L169 28V29H167V30H165V31H161V32H163V33H161V35H163V39H166V38H168L169 40V42H170V44H169V42L166 40V42H168V43H165L166 45L165 46H167V47H165L166 49H163L164 50V52L166 53H162V54H165V55H167V53H168V57L167 56H163L162 54L160 55V58H162V56H163V61H159L158 62V60L156 61V62H154L153 64H151V66L153 65H156V63L158 62V64L159 63H161L162 62V65L161 66H159V65H156L157 66V68H156V66H155V69H152V71L153 72H155V74L156 73H158L157 75V77L158 78H156L153 74H149V75H153V78H151V83H152V81H153V83H152V85H147L148 86V88H147V86H146V93L144 92H142V90L145 88L144 87V85H145V82H144V84H143V86H142V84H141V87H140V85H139V87H138V90H136V88L137 87H135V89L134 88H132V89H134L133 91L135 92H133L132 90V92H133V97L131 96V95H129V94H125L124 92H122L121 90L119 91L118 90V88H111L110 90H109V88H106V87H110V85L109 86H107V83H109V82H107L106 83V86H105V84H104V86L102 85V83L104 82H101V86H103V88H104V92L108 89V91L106 92V93H104L103 92V94L100 96V94L98 95V88L100 87V89H102V87L100 86V84H97V83H100L99 82V79H98V77L100 78L101 76L104 78V79H106L105 77H104V75L103 74H101V76H99V73L98 72H100V70H102L103 69V71H104V68L105 67H107V68H111V67H115V65L114 64H116L115 62H116V59H114L115 58V56L114 57H111L113 54L111 53V55H110V51H112L113 50V48H112V44L108 47L107 45L106 46H104V47H106V49L107 50H109L110 48L112 49V50H110L108 53H106V49H104V47L103 46H101L100 47V45H102L103 43H104V45H105V43H106V41H108L107 39H109V38H111V39H113L112 38V36L113 35H115V33H116V31H115V28L113 29V27L115 26V24L118 22L117 21V19H118V16L117 15H115V14H117V13H115L114 11H117V10H120L119 9V4L122 2L121 0H117L116 2H118L117 4H118V6L117 5H115V6H117L118 8H116V9H114V7L115 6H113L114 5V3H116L115 2V0H103L102 2H101ZM106 1V2H105ZM119 1H121V2H119ZM150 1V2H149ZM148 2H149V4H151L152 3V0H149ZM153 1H155V0H153ZM173 0H171V2H172ZM173 1V2H174ZM248 1H250V2H248ZM258 1V0H257ZM264 1V0H263ZM262 0L260 1V2H263ZM7 2V3H8ZM9 2V3H10ZM15 2V1H14ZM10 3V5L11 6H13L15 3ZM18 2V1H17ZM27 2V1H26ZM71 2V1H70ZM107 2H108V4H107ZM143 2H145V0L143 1ZM147 2V1H146ZM147 2V3H148ZM190 2V3H189ZM233 2V4H231ZM0 3L2 4V3H6V1H4V0H1L0 1ZM6 3V5H8V6H10L9 5V3L7 4ZM67 3H65V4H67ZM104 3V4H103ZM113 3V4H112ZM122 3H124V1L122 2ZM136 3V2H135ZM177 3V4H176ZM189 5V7H188V5ZM194 3V5L192 6L191 4H193ZM226 3V4H225ZM229 5H228V4ZM246 3H248L247 4V12H246ZM253 5H252V4ZM17 4V3H16ZM15 4V5H16ZM30 4V3H29ZM81 4V6L83 5L82 4V2L80 3ZM107 6H106V5ZM149 4H147V8H148V5ZM156 4H158V3H156ZM236 4V5H235ZM15 5L13 6V7H15ZM85 5H86V3H85ZM96 5H97V7H98V9H97V7H96ZM100 5V6H99ZM123 4H120V8H122L123 6H122ZM153 5H155V2H154V4ZM181 7H180V6ZM183 5V6H182ZM185 5H187V6H185ZM0 6H2V5H0ZM11 6H10V8H11ZM31 6H32V4H31ZM101 6H102V9H101ZM104 6V7H103ZM109 6H110V8H109ZM122 6V7H121ZM134 6H135V4H134ZM142 6V5H141ZM141 6H139V7H141ZM145 6V4L143 3V7ZM150 6V5H149ZM156 6V5H155ZM192 6V7H191ZM214 6V7H213ZM233 6H235V7H233ZM241 6H242V9H243V11H245V12H242L241 13ZM243 6H244V8H243ZM251 6V7H250ZM2 7H5V4H4V6H2ZM2 7H0V9L2 8ZM7 7V6H6ZM83 7V6H82ZM108 7V8H107ZM112 7H113V9H112ZM141 7L142 8V10H140V11H143V9L144 8H146V7ZM152 6H150V8H151ZM156 7H158V6H156ZM183 7V8H182ZM185 7V8H184ZM233 7V8H232ZM254 9H253V8ZM8 8V7H7ZM107 8V9H106ZM149 8V9H150ZM154 8V7H153ZM152 8V10H150L151 12L154 10ZM174 8V7H173ZM179 8H181L182 10L184 9V11H183V13H182V10H180L179 12H178V10H179ZM190 8H191V10H190ZM231 8V9H230ZM5 10H6V8H4ZM106 9V10H105ZM112 9V10H111ZM139 9V8H138ZM158 9H159V7H158ZM157 9V10H158ZM177 9V10H176ZM188 9V10H187ZM233 9V10H232ZM236 10V12H234L233 13V11H235ZM250 9H251V12H250ZM2 11L1 12H3L4 10L3 9H1ZM82 10H83V8H82ZM110 10V11H109ZM146 10H148V9H145L144 10V12L142 13L141 12V15H143L144 13H146L145 11ZM156 10V8H155V11H157ZM229 10H230V12H229ZM95 11H97V12H99V13H97V12H95ZM103 11V12H102ZM111 11H113L112 13H111ZM149 11V10H148ZM147 11V13L146 14H148V16H149V14L150 15H152V17L153 16H155L156 14L154 13V12H152V13H150V11L148 12ZM159 11V10H158ZM189 11V12H188ZM229 13H231V14H229ZM101 12V13H100ZM110 14H109V13ZM119 12V11H118ZM225 12H227V14H228V16L225 14ZM239 12V14L237 15V13ZM249 12V13H248ZM261 12V13H260ZM107 13V14H106ZM114 13V14H113ZM180 13H181V15H182V17H180ZM234 14V16H232L233 14ZM253 13V14H252ZM257 13V14H256ZM1 14V13H0ZM83 14H85V15H83ZM101 14H103V15H101ZM106 14V15H105ZM153 14H155V15H153ZM178 14V16H176ZM186 14V15H185ZM202 14H204L206 17H208V18H213V19H216L215 18V16L217 17V16H221L220 14H223V16L225 15V17L228 19V20H226L225 22L227 23L226 24V26L228 27V29H226V28H224L225 30H226V35L229 37V39H231V40H229L228 39V37L227 36H225L224 37V35H225V33H223L225 30L224 29H221V31H219L220 32V36H221V38H218V42H216V44L213 46L212 44V46H204L203 47V45H202V43L201 42H199V39L198 38H196V37H193L192 38V40H191V43H192V50L194 51L195 50V52L196 51H198L199 53H200V51L202 52L203 50H207L208 51V54H203V53H201L199 56L198 55H196L194 58H195V61H196V64H197V61L199 62V64L197 65L198 66V68H199V70L201 71V74H199V75H197V76H199L198 78H197V76H195V74L194 73H192L193 74V76L194 77H192V74H191V69H189L190 68V66L188 65V63H186V61L183 59V55L185 54V50H183L182 52H184V54L182 55V52H181V55H180V57L178 56V55H176L177 53H175V48H177V46H179L180 45V43L178 42L179 40H180V38H178V37H176L175 36V34H179V33H181V32H184V28H185V26L186 25H184V23L183 22H186L185 20L187 19L188 20V22L190 21V19L191 18H194V17H196V16H199V15H202ZM240 14H246V16H248V15H250V17H249V19H248V17H246L245 15H244V17H246L247 18V20L248 21H250V22H243L244 24L242 25V23H241V19H240ZM260 14V15H259ZM95 15H96V17H95ZM119 15H120V12H119ZM185 15V16H184ZM229 15H230V18H231V20H229ZM256 15V16H255ZM84 16H85V18H84ZM90 16H92V17H90ZM94 16V17H93ZM107 16H108V18H107ZM110 16H112V17H110ZM117 16V19H115L114 17H116ZM144 16V15H143ZM142 16V17H143ZM147 16V17H148ZM232 16V17H231ZM252 16H253V18H252ZM260 16V17H259ZM263 16V15H262ZM100 17V18H99ZM141 17V18H142ZM145 17H146V15H145ZM144 17V19H146ZM239 17V18H238ZM81 18V17H80ZM82 18H81V21H82V27L84 26V23H85V21H84V23H83V20H82ZM92 18V19H91ZM102 18H103V20H102ZM105 18V19H104ZM119 18H120V16H119ZM179 19V21H178V19ZM225 18V19H226ZM237 18L238 19H240L239 21L237 20ZM99 19V20H98ZM108 19V20H107ZM121 19V18H120ZM148 19H149V17H148ZM182 19V20H181ZM183 19H184V21H183ZM253 19V20H252ZM102 20V22H100ZM116 22H114V21ZM142 20H143V18H142ZM174 20V21H173ZM176 20H177V22H178V24L176 23ZM108 21H110L109 23H111V22H114V26L112 27V25H110L111 27H112V29H110L111 27L110 26H108L107 27V25H106V22H108ZM120 21H122V20H120ZM119 21V22H120ZM228 21V22H227ZM234 21V22H233ZM238 21V24L236 23V22ZM57 21H54V23L56 24V26H57V24L58 23H56ZM100 22V23H99ZM173 22V23H172ZM179 22H182V23H179ZM103 23H105V24H103ZM228 23H230L229 25H228ZM249 23V24H248ZM250 23H252L251 25H250ZM1 24V23H0ZM3 24V23H2ZM2 24H1V27H2ZM101 24V25H100ZM112 24V23H111ZM117 24H119L118 26H121L120 25V23H117ZM176 24V25H175ZM180 24V29L178 30V27L179 26H177V25H179ZM185 24H187V23H185ZM4 25V24H3ZM54 25V24H53ZM182 25V26H181ZM238 25V26H237ZM241 25V26H240ZM246 25V26H245ZM31 26V27H30ZM117 26V25H116ZM117 26V27H118ZM175 26H176V28H175ZM183 26H184V28H183ZM244 26V27H243ZM30 27V34H31V32H33V31H36V28L33 26V25H29L28 26V28ZM54 27H55V25H54ZM88 27V28H87ZM105 27V28H104ZM131 27V26H130ZM129 27V28H130ZM135 26H133V29H135L134 28ZM175 29H174V28ZM232 27V28H231ZM240 27H242L241 29H240ZM104 28V29H103ZM109 29V31H108V29ZM244 28H246V29H244ZM1 29V28H0ZM119 29H120V27H119ZM119 29L117 28L116 30L117 31H119ZM132 29V28H131ZM132 29V30H133ZM137 29V28H136ZM233 29V30H232ZM28 30V29H27ZM26 30V31H27ZM121 30V29H120ZM170 31L168 34H166L167 33V31ZM177 30V31H176ZM183 30V31H182ZM241 30V31H240ZM250 30V31H249ZM106 31V33H104ZM129 31H130V29H129ZM134 31H137V30H134ZM174 31V32H173ZM227 31L232 35V37H230V34L229 33H227ZM238 31H240L241 33H239ZM243 31V32H242ZM244 31H246V32H244ZM0 32H2V29H1V31ZM28 32H29V30H28ZM93 32H95V33H93ZM97 32V33H96ZM123 32V31H122ZM126 32V31H125ZM124 32V33H125ZM132 33H129V34H133V31H131ZM139 32V31H138ZM223 34H222V33ZM249 32H251V33H249ZM110 33V34H109ZM127 33H128V31H127ZM127 33H125V34H127ZM135 33V32H134ZM33 34V33H32ZM107 34V35H106ZM109 34V35H108ZM119 34V32H117V34H116V36ZM125 34H121V32H120V34L118 35V39H123L125 36ZM140 34H142V33H140ZM145 34H146V32H145ZM167 35V37H166V35ZM229 34V35H228ZM89 35V36H88ZM105 37H104V36ZM136 35H138L139 36V34H137L136 33ZM143 35V37H141ZM142 35H140L139 37H141L143 40H142V42L139 40L138 41V39L137 38H135L134 36H135V34H133L132 36H133V38H135L138 42H141L142 44H143V41L145 40V38L144 37H146V36H148V34L145 36L144 35V33L142 34ZM165 35V36H164ZM172 35V36H171ZM223 35V36H222ZM239 35H241V37H245L246 38V40H244V38H239V40L240 41H238L237 39H238V37H240ZM244 35V36H243ZM247 35V36H246ZM1 36V35H0ZM90 36H91V38H90ZM98 38H97V37ZM111 36V37H110ZM115 36V37H116ZM120 36H122V38H120ZM124 36V37H123ZM127 36V35H126ZM129 36L130 35H128L127 36V43H129L128 41H130L131 39H129ZM132 36H131V38H132ZM233 36H234V38H236V39H234L233 38ZM236 36H238V37H236ZM96 37V38H95ZM149 38H150V36H148ZM173 37V39H170V38H172ZM223 37L225 38V39H223ZM95 38V39H94ZM106 38V39H105ZM132 38V39H133ZM85 39H87L89 42H86V40ZM100 39V40H99ZM110 39V40H111ZM117 38H115V39H113V40H116ZM118 39L114 42L113 40H111V42L113 43V44H115L117 41H118ZM125 39H126V37H125ZM125 39H123V41L125 40ZM135 39L133 40V41H135ZM175 39V40H174ZM177 39H179V40H177ZM249 40V44L248 43H246V41H248ZM146 40H147V37H146ZM149 40V39H148ZM174 40L175 42H176V44H175V42L173 41V43H171L172 41ZM177 40V41H176ZM243 40H244V42H243ZM82 41H80V40H78V42H82ZM95 41V42H94ZM102 41V42H101ZM123 41H119L120 43L121 42H123ZM228 41V42H227ZM229 41H231V43L229 42ZM233 41V42H232ZM235 41V42H234ZM238 41V42H237ZM94 42V43H93ZM110 42V41H109ZM110 42V43H111ZM145 42V41H144ZM147 42V41H146ZM145 42V43H146ZM179 43V45H178V43ZM251 42V43H250ZM254 43V48H255V50H253L254 48L252 47L253 46V43ZM93 43V44H92ZM97 43V44H96ZM98 43H99V45H98ZM102 43V44H101ZM108 43V42H107ZM109 43V44H110ZM118 43V42H117ZM116 43V46H117V49H119V48H121V47H119L118 45L120 44V43H118L117 44ZM140 43V44H141ZM230 43V44H229ZM234 43V44H233ZM235 43H237V44H235ZM245 45H244V44ZM83 44V43H82ZM123 44V43H122ZM125 44V43H124ZM123 44V45H124ZM248 44V45H247ZM250 44H252L251 46H250ZM89 45H90V47H89ZM95 45V46H94ZM170 45V46H169ZM176 47H175V46ZM240 45V46H239ZM1 46V45H0ZM88 46V47H87ZM114 46V45H113ZM120 46H122L121 44H120ZM231 47L232 46V48H230L229 49V47ZM87 47V48H86ZM92 47V48H91ZM95 47L96 48H98V50L97 49H95ZM102 49H104L105 50V54H104V52L103 53H101L102 52V50H101V52H100V48ZM119 47V48H118ZM171 47V48H170ZM236 47V48H235ZM241 49H240V48ZM245 47V48H244ZM248 47H250V48H248ZM4 48V47H3ZM3 48L2 47H0V51H1V49H2V51H3ZM7 48V46L5 47V49ZM11 47H9V48H7L6 50L8 51V50H12V49H10ZM15 49H18V52H16V54L18 55V56H21L20 54H21V52L19 51V48H16V47H14ZM86 50H85V49ZM90 48V49H89ZM116 48V47H115ZM114 48V49H115ZM193 48H195V49H193ZM239 48V49H238ZM247 48V49H246ZM5 49H4V51H5ZM15 49H13V50H15ZM116 49V50H117ZM170 49H173V50H170ZM232 49V52H234L233 54L234 55H232V52L230 51ZM238 49V50H237ZM243 49V51L244 52H246V53H248V51H250V50H252V51H250L248 54H246V53H244L243 51H241ZM250 49V50H249ZM85 50V51H84ZM91 50H93V51H91ZM95 50H96V52H95ZM103 50V51H104ZM115 50V51H116ZM181 50V49H180ZM237 52H236V51ZM1 51V52H2ZM15 51H17V50H15ZM85 53H84V52ZM170 51L174 54H172V53H170ZM239 51H241V52H239ZM0 52V53H1ZM9 52L10 51H8V54H6V52L4 53V54H6L7 56H9ZM13 53H15L14 51H12ZM12 52H11V54H12ZM70 54H69V53ZM79 52V53H78ZM86 52H87V55H86ZM90 52H92V53H90ZM94 52H95V54H94ZM114 52V51H113ZM237 53V54H236ZM239 53V54H238ZM244 54V57L242 56L243 54ZM3 54V53H2ZM74 54V55H73ZM85 54V55H84ZM88 54H90L91 55V58L93 59V60H95V61H92V59L90 58V56L88 55ZM98 54L100 55V54H104V56L102 57L103 59H104V61H102V63H101V61H98L99 60V58H101L100 56H98ZM108 54V55H107ZM169 54H170V56L172 55V57H169ZM203 54V55H202ZM72 55V56H71ZM101 55V56H102ZM107 55V56H106ZM114 55H116V54H114ZM205 55H207L206 57H205ZM232 55V56H231ZM247 57H246V56ZM15 56V55H14ZM18 56H16L15 58L17 59V57ZM77 56V57H76ZM83 56V57H82ZM94 56V57H93ZM173 56H175L174 58H173ZM235 56V58H233ZM242 56V57H241ZM11 57V56H10ZM72 57V59H73V57H74V61L73 60H71L70 61V58ZM79 57V58H78ZM80 57H82L81 59L83 60H81L80 59ZM231 57V58H230ZM237 57H239V58H237ZM12 58V60L14 61L15 60V58H13V57H11ZM76 58V59H75ZM84 58V59H83ZM87 58H90L89 60L87 59ZM102 58H101V60H102ZM106 58V59H105ZM111 58H113V59H111ZM165 58V59H164ZM177 58V59H176ZM179 58V59H178ZM196 58H197V60H196ZM243 58H245V59H243ZM19 59H20V57H19ZM78 59V60H77ZM80 59V60H79ZM175 59V60H174ZM180 59H183L182 60V62H181V60ZM224 59V60H223ZM226 59H227V61L229 62L228 63V65H224L225 63L227 64V61H226ZM231 59V60H230ZM18 60V59H17ZM17 60H15V62L17 61ZM91 60V61H90ZM111 60H112V62H111ZM115 60V62H113ZM160 60V59H159ZM162 60V59H161ZM167 60V61H166ZM172 60V61H171ZM174 60V61H173ZM222 60L223 61H225V62H222ZM233 60V61H232ZM236 60H238L237 62H236ZM19 61V60H18ZM185 61V62H184ZM212 61V62H211ZM240 61V62H239ZM244 61V63H243V65H242V62ZM99 62V63H98ZM111 62V63H110ZM166 62V63H165ZM168 62V63H167ZM230 62H232V64H230ZM234 62V63H233ZM75 63V64H74ZM97 63V64H96ZM112 63H113V65H112ZM173 63V65H174V69L172 68V66L173 65H171ZM179 63V64H178ZM181 63H183V64H181ZM215 63V64H214ZM237 63V64H236ZM74 64V65H73ZM89 64V65H88ZM103 64V65H102ZM164 64V65H163ZM187 64V65H186ZM208 64V65H207ZM214 64V65H213ZM239 64H240V69L242 68V70H241V72H240V69H239V67H237V66H239ZM73 65V66H72ZM88 65V66H87ZM100 65L102 68H100V66L98 67V66ZM105 65V66H104ZM168 65H170L171 66V68H169L170 66H168ZM180 67H179V66ZM184 65V66H183ZM217 65V66H216ZM224 67H223V66ZM231 65V66H230ZM242 65V66H241ZM92 66H95L94 68L92 67ZM111 66V67H110ZM152 66V67H153ZM167 66V67H166ZM209 66V67H208ZM211 66H212V68H211ZM225 68V67H227L228 66V68H227V70H232V71H230L232 74H230V76L232 77H230V79L227 81V79H225V77L222 79H220V77H222V75L220 74V73H222L223 72V70L220 68ZM232 66H234V68L232 67ZM91 67V68H90ZM149 67V66H148ZM158 67H160V70H162V71H160L159 69H158ZM180 68V69H177V68ZM231 67V68H230ZM90 68V69H89ZM96 68V70L98 71H94V69ZM97 68H99V70L97 69ZM166 68V69H165ZM189 69L188 71H186L187 69ZM210 68H211V70H210ZM216 68V70H214V69ZM235 68H236V70H235ZM74 69H76V70H74ZM92 69V71H90ZM146 69V68H142V66H141V69H140V71L141 72H144V70ZM169 69V70H168ZM171 69V70H170ZM143 70V71H142ZM157 70H159L158 72H157ZM177 70V71H176ZM181 70H183L182 71V73L180 72ZM218 70H220V71H218ZM239 70V71H238ZM147 71L149 72L150 70L149 69H147ZM146 71V72H147ZM176 71V72H175ZM178 71L180 72V74L178 73ZM217 71V72H216ZM222 71V72H221ZM90 74H89V73ZM147 72V73H148ZM152 72V73H153ZM168 73V75L167 76H165L167 73ZM171 72V73H170ZM188 72H190V76H188V74L187 73ZM212 72H215L214 74L212 73ZM235 74H234V73ZM240 72V73H239ZM100 73H102V72H100ZM150 73V72H149ZM171 75H170V74ZM178 73V74H177ZM236 73L239 75V77H237L236 76ZM96 74V75H95ZM145 74V76H147V74L146 73H144ZM143 73L142 74H140V76L141 75H144ZM211 74V75H210ZM83 75H84V77H83ZM89 75H91V76H89ZM173 75V76H172ZM200 75H201V77H200ZM218 75H219V77H218ZM233 75H235V76H233ZM75 76V77H74ZM92 76H95V77H92ZM107 76V75H106ZM110 76V75H109ZM151 76H149V77H151ZM170 76V77H169ZM176 76H178L177 78H176ZM188 77V81L186 80L185 81V77ZM213 76V77H212ZM215 76L217 77V79L215 78ZM224 76V75H223ZM91 77V79L92 80H90L89 78ZM101 77V78H102ZM148 77V76H147ZM174 77L177 79V80H175L174 79ZM192 77V78H191ZM196 77V79H198V80H196V79H194ZM84 78H85V80H84ZM87 78V79H86ZM103 78L101 79V80H103ZM146 78V77H145ZM155 78V79H154ZM165 80H167V79H169V80H167V81H164L163 79ZM183 79V81L185 82H183V84H182V81L180 80V79ZM215 78V79H214ZM75 79V80H74ZM77 79H79V81L77 80ZM89 79V80H88ZM96 79V80H95ZM142 79H143V81H144V76L143 77H141V79H140V77H139V79L137 80V83H138V81L140 80V81H142ZM150 79V78H149ZM149 79H147L146 80V82H148V80ZM156 80L155 81V83H154V80ZM220 79V80H219ZM225 79V80H224ZM237 79V80H236ZM69 80V81H68ZM98 80V81H97ZM108 80H109V78H108ZM159 80V81H158ZM172 80V81H171ZM192 80H194V82L192 81ZM196 80V81H195ZM215 80V81H214ZM218 80V81H217ZM84 81V82H83ZM93 81V82H92ZM171 81V82H170ZM178 81V82H177ZM208 81H210V82H208ZM221 81L223 82V83H221ZM226 81V82H225ZM230 81H231V83H230ZM235 81H236V83H238V84H236L235 83ZM72 83V84H70V83ZM80 82H82V83H80ZM88 82L89 83H92V85H91V88H90V85L88 84ZM106 82V81H105ZM104 82V83H105ZM157 82V83H156ZM163 82V83H162ZM169 83V85H168V83ZM176 82H177V84H176ZM180 82V83H179ZM187 82H188V85H187ZM191 82H193L192 84H191ZM213 82V83H212ZM215 82V83H214ZM77 83V84H76ZM81 85H80V84ZM83 83H84V85H83ZM136 83V84H137ZM141 83V82H140ZM143 83V82H142ZM150 83V82H149ZM160 83V84H159ZM162 83V84H161ZM172 83H174V85L175 86H173L174 88H171L172 87ZM208 83V84H207ZM210 83V84H209ZM216 83H218V84H216ZM221 83V84H220ZM229 83V85H227ZM134 84V83H133ZM157 86H156V85ZM159 84V85H158ZM164 84V85H163ZM181 84L183 85V87H182V92L181 93H179L178 92V90L180 91L181 89L179 88V87H181ZM184 84H186L185 86H184ZM208 86V88H207V86ZM215 84L218 86H215ZM224 84V85H223ZM230 84H234V88L233 87H231V86H233V85H230ZM60 85V86H59ZM79 85V86H78ZM83 85V86H82ZM87 85H89V87H87ZM98 87H97V86ZM163 85V86H162ZM167 87H166V86ZM191 85V86H190ZM204 85V86H203ZM210 85V86H209ZM211 85H213V86H211ZM63 86H65V87H63ZM69 86V87H68ZM85 86V88H83ZM134 86H137V85H134ZM134 86H131V87H134ZM150 86H153V87H150ZM156 86V87H155ZM160 86V87H159ZM165 86V87H164ZM187 86H189L190 88L188 89V87ZM194 86V88H192ZM220 86H222L221 88H226V86H227V88L226 89H223V90H225L226 91V94H225V91H223L224 92V94H225V96H224V94L223 95H220V93H223L222 91H221V89H220V93H219V90L217 89V88H220ZM224 86V87H223ZM61 87V88H60ZM95 87V88H94ZM144 87V88H143ZM150 87V88H149ZM186 87V89H184ZM209 87H210V89H209ZM217 87V88H216ZM66 88V89H65ZM71 89V92H70V90H68V89ZM94 90H93V89ZM139 88H141V93H139L140 92V90H139ZM143 88V89H142ZM152 88V89H151ZM155 90H154V89ZM177 88H179V89H176ZM211 88H212V90H211ZM228 88H230L229 90H227ZM6 89V88H5ZM5 89H1V91H0V95L1 94H3L4 92V90ZM80 89V90H79ZM82 89V90H81ZM95 89H97V90H95ZM99 89V90H100ZM106 89V90H105ZM116 89H117V91H119V93H115V95L114 96H112L113 94H112V92L111 91H114V92H116ZM148 89V90H147ZM161 89V90H160ZM162 89H165V90H163L162 91ZM190 91V90H194L195 91V93H194V91H192V95H191V98L190 99H187L188 97H190V94L188 93V90ZM204 89L206 90V91H204ZM77 90H79V91H77ZM83 90H84V92H83ZM136 90V91H135ZM214 90H216V91H214ZM6 91H8V89L6 90ZM5 91V92H6ZM77 91V93H75ZM101 91V90H100ZM109 91H110V94H107V93H109ZM151 91V92H150ZM154 91V92H153ZM161 91V92H160ZM173 91V96H172V92ZM177 92V94H180L181 96L184 94V93H187V95L186 94H184V95H186L185 97H184V95H183V97L184 98H186V99H184L183 100V98L181 97V96H179L180 97V100L178 99V97H177V94H176V92ZM197 91V92H196ZM208 91V92H207ZM231 91V92H230ZM70 92V93H69ZM95 92V93H94ZM102 92V91H101ZM113 92V93H114ZM121 92H122V95L124 94V95H127L128 97L129 96H131L133 99H131V100H133V101H130L129 102V100H130V98H129V100H128V97L127 96H122V97H119V96H121ZM131 92V93H132ZM213 92V93H212ZM234 92H236V93H234ZM67 93H69L68 95H67ZM84 93V94H83ZM151 93V95L152 96H154L155 97V99L154 98H152V96L150 95L149 96V94ZM215 94V96H213L212 94ZM219 93V94H218ZM228 93V94H227ZM230 93V94H229ZM234 93V94H233ZM240 93V92H239ZM7 94H9V93H7ZM6 94V95H7ZM112 94V95H111ZM146 94V96H144ZM73 95V96H72ZM80 95V96H79ZM81 95H83V96H81ZM107 95H111V97H108ZM137 95H138V97H137ZM140 95V96H139ZM164 95V96H163ZM167 95H169V97L167 96ZM189 95V96H188ZM194 95H195V97H194ZM208 97V99H207V97ZM209 95H210V97L212 98H214V100H216L217 102H214L213 101V99H212V101H207V100H211V98L209 97ZM10 95H8V98H5V99H3V98H0V112H4V114L6 113L5 111H9L8 109H12V113L10 114V115H8L9 113L7 112V116H9V117H13V116H11L13 113H15V111L13 110V108H14V106L12 107V105H14L15 103H13L12 104V102L10 101L11 99L13 100V98L12 97H9ZM98 96V97H97ZM160 96H162V97H160ZM188 96V97H187ZM194 97V99H193V97ZM197 96V97H196ZM199 96V97H198ZM200 96H202V97H200ZM218 96H220V97H218ZM222 96H223V99H222ZM264 95H262V97H261V102L262 103H260V105L259 106H261V104H263L262 106H264V103H263V101H264V97H263ZM3 97V96H2ZM67 97H69V98H71V99H67ZM76 97V98H75ZM108 97V98H107ZM149 97V98H148ZM157 97H158V99H157ZM164 97H167L166 99L164 98ZM170 97H171V100H170ZM172 97H174V98H172ZM230 97V98H229ZM233 97V98H232ZM99 98L101 99V100H99ZM117 98V97H116ZM120 98H122V99H120ZM124 98H126V100H128V107L130 106V110L128 109V107H127V105H126V107H125V109H124V106H125V104H123L124 102L126 103L127 101L125 100L124 101ZM141 98V99H140ZM152 98V99H151ZM198 98H200V99H198ZM203 100H202V99ZM216 98V99H215ZM219 98V99H218ZM221 98V99H220ZM224 98H226V99H224ZM2 99V100H1ZM135 99V100H134ZM177 99V100H176ZM196 99V100H195ZM205 99V100H204ZM70 101V102H68V101ZM73 100V101H72ZM76 100V101H75ZM86 100V101H85ZM105 100V101H104ZM140 100V101H139ZM156 101V103H155V101ZM164 100V101H163ZM167 101V103H166V101ZM174 100V101H173ZM176 100V101H175ZM180 102H179V101ZM187 102H186V101ZM188 100H189V102H188ZM14 101V100H13ZM88 101V102H87ZM104 101V102H103ZM139 101V102H138ZM144 101V102H143ZM154 101V102H153ZM165 103L164 104V107H163V105H162V103L163 102ZM171 101V103H169ZM196 101V102H195ZM200 103H199V102ZM208 102V105H210V103L212 102V104L210 105V106H205V103L204 102ZM222 103H221V102ZM224 101H225V103H224ZM11 104H10V103ZM100 102V103H99ZM123 102V103H122ZM158 102V103H157ZM160 102V103H159ZM173 102H174V104H173ZM178 102V103H177ZM183 102V104H180V103H182ZM186 102V103H185ZM193 102V103H192ZM195 102V103H194ZM219 102H220V104H219ZM68 104V106H66L67 104ZM74 103V104H73ZM99 103V104H98ZM129 103H130V105H129ZM131 103H133V104H131ZM144 103V104H143ZM178 104L177 106L175 105V104ZM184 103L186 104V105H184ZM191 105H190V104ZM216 105H214V104ZM232 103V102H231ZM140 104V105H139ZM168 104H172L170 107H166ZM195 104V105H194ZM197 104H199V105H197ZM201 104H204V106L203 105H201ZM207 104V103H206ZM9 105H11V108H9ZM72 105V106H71ZM123 105V107H122V109H120L121 107L120 106H122ZM131 105H132V107H131ZM197 105V106H196ZM201 105V106H200ZM224 105H227V106H224ZM102 106V107H103ZM116 106V107H115ZM139 107V109L141 110V111H139V109L137 108V110H136V108L135 107ZM144 106V107H143ZM156 106V107H155ZM161 106V107H160ZM169 106V105H168ZM174 106V107H173ZM176 106V107H175ZM188 106H189V108H188ZM194 106H196V108L194 107ZM213 106L215 107L214 109H213ZM261 106V107H262ZM66 107V108H65ZM87 107V108H86ZM105 107H103L104 109H105ZM109 107V106H108ZM150 107H152V108H150ZM172 107V108H171ZM190 107H191V109L193 110V109H195V110H193L194 111V113H192V111L191 110H188V109H190ZM199 107V108H198ZM202 107H204V108H202ZM208 107H210V110H209V108ZM224 107V108H223ZM256 106H253L251 103H248V104H246V106H244L243 108L245 109L244 111V114L245 115H247V117L249 116V120L252 118H254V116L257 114V112H258V110H256L258 107H256ZM17 108V107H16ZM16 108H14V109H16ZM70 108H71V110H70ZM76 108V109H75ZM83 108H84V110H83ZM113 110H112V109ZM168 108H170V109H168ZM173 108H174V111H173ZM202 108V109H201ZM207 108H208V110H207ZM59 109H60V107L58 108V110H57V112H59ZM69 110V112H68V110ZM75 109V110H74ZM110 109L112 110V111H114V113L113 112H111L110 111ZM120 109V110H119ZM134 109V110H133ZM166 109H168V112L169 113H167V110ZM171 109H172V112H171ZM175 109H176V111H175ZM177 109H178V111H177ZM198 109V110H197ZM199 109H201V110H203V113L205 114V115H207V116H205L204 114L203 115H201L200 116V113H202L201 112V110H199ZM255 109V111H253ZM16 110H18V108L16 109ZM55 110V109H54ZM53 110V111H54ZM79 110V111H78ZM116 110V111H115ZM121 110H123V112H120ZM124 110H125V112H124ZM163 110H165L166 112H165V115L167 116H165L164 117V111ZM170 110V111H169ZM180 110H181V112H180ZM214 110V111H213ZM215 110H218V111H220L221 110V114H220V116H219V114L217 113H215L216 111ZM227 110H229V109H226V111ZM11 111V110H10ZM9 111V112H10ZM75 111H76V113H75ZM78 111V112H77ZM109 111V112H108ZM118 111H119V113H118ZM126 111L128 112L127 114H126ZM134 111V112H133ZM135 111H137V112H135ZM153 111L156 113V114H160V113H162V115L160 116L159 114H158V118L156 117L155 118V116H157V115H155V113H153ZM158 111V112H157ZM182 111H183V113H186V114H183L182 113ZM200 112V113H198V112ZM208 111H211V112H208ZM213 111V112H212ZM217 111V112H218ZM226 111H224V112H226ZM253 111V112H252ZM52 112V111H51ZM72 112H74V113H72ZM117 112V113H116ZM139 112V113H138ZM146 112V113H145ZM153 113V115H154V119L152 120V118L153 117H151V116H153V115H151L150 116V114H152ZM208 112V113H207ZM224 112H223V114H224ZM16 113H18V111L16 112ZM16 113L14 114V115H16ZM53 113V112H52ZM63 113V112H62ZM68 113V114H67ZM71 113V114H70ZM112 113V114H111ZM134 113V114H133ZM140 113H142L141 115H140ZM167 113V114H166ZM177 113H179V114H177ZM189 113V114H188ZM190 113H192V114H190ZM197 113V114H196ZM210 113H212L213 114V116H214V120H213V117L211 116V114ZM220 113V112H219ZM253 113H255V114H253ZM1 114V113H0ZM4 114H2L3 116H5ZM114 114V116L112 117V115ZM124 114H126V119H125V117L123 118L122 116H124ZM145 114V115H144ZM175 114H177L176 116H177V119H180V120H177L176 119V116H175ZM69 115V116H68ZM74 115H76V117L74 116ZM120 115H122V116H120ZM136 115H137V118H136ZM179 115V116H178ZM180 115H182L181 116V118H180ZM196 115V117H194ZM1 117L0 116V118H2V119H4V118H7V117ZM17 116H20V114L18 115H16V117ZM141 116V117H140ZM146 116H150L151 117V120H152V122H148V121H151L148 117H146ZM172 116V120H171V123H168V122H170V118L169 117H171ZM190 116H192V117H190ZM219 116V117H218ZM21 117V116H20ZM24 118H25V116H23ZM23 117H21V119L20 118H17V119H15V118H12L13 120L12 121H14V125H13V123H12V125L11 126H9V127H11V128H9L11 131L9 132V130H8V132H9V134H11V133H14L15 131V122H16V120H21V121H23ZM70 118V119H68V118ZM121 117L123 118V119H121ZM130 117V118H129ZM139 117V118H138ZM143 117H146V118H148V119H146V120H148V121H145V119H142ZM210 117V118H209ZM219 119H218V118ZM23 118V119H22ZM26 118H28V116L26 117ZM25 118V119H26ZM135 120H134V119ZM162 118V119H161ZM166 118V119H165ZM168 118V119H167ZM186 119L185 121H186V123L187 124H185V121L183 120V119ZM191 118H193L192 119V121H191ZM196 118H198L197 120H196ZM200 118V119H199ZM201 118H202V120H204V121H202L201 120ZM205 118V119H204ZM207 118H209V120L207 119ZM215 118H217V119H215ZM24 119V121H28L29 119H27V120H25ZM139 119V120H138ZM165 119V120H164ZM189 121H188V120ZM1 120V119H0ZM134 120V121H133ZM141 120V121H140ZM157 121V123H156V121ZM200 120V121H199ZM208 120V121H207ZM23 121V122H24ZM65 123H64V122ZM72 121V122H71ZM118 121H119V123H118ZM122 121V122H121ZM123 121H124V123H123ZM133 123H132V122ZM138 121V122H137ZM168 121V122H167ZM181 121V122H180ZM188 121V122H187ZM197 121V122H196ZM205 122L204 124H203V126H202V123H200V122ZM213 121H216V123L215 122H213ZM68 122H70V123H68ZM112 122L114 123L113 124V126H112ZM117 122V123H116ZM139 122H140V124H139ZM145 122V123H144ZM146 122H147V124H146ZM166 122V123H165ZM175 122H176V125H177V127H176V125H175ZM209 122H211V124H209ZM63 123H64V125H63ZM68 123V124H67ZM123 123V124H122ZM143 123V124H142ZM148 123L150 124V127H152L153 126V128H151V134H150V128H149V125H148ZM155 123H156V126H154L155 125ZM183 123V124H182ZM189 123L190 124H192V125H194V126H192V128H191V125L189 126ZM197 124L198 125V127H195L196 125L195 124ZM201 124V126H200V124ZM214 125H213V124ZM264 123V122H263ZM69 124H71V125H69ZM122 124V125H121ZM147 125V127L149 128V132L147 131L148 129H146L147 127H145V126H143V125ZM154 124V125H153ZM159 124H160V126H159ZM171 126H170V125ZM205 124H208V125H205ZM9 125H10V122H9ZM119 125V126H118ZM125 125H127L128 127L130 126L131 127V125L133 126V127H135V128H133L132 130H131V128L129 127H127V126H125ZM164 125V126H163ZM175 125V126H174ZM188 125V126H187ZM257 125H260V124H256V125H252V126H250L249 128H248V130H247V132H245L244 133V135H243V133L240 135V137L237 139L238 141L236 142L235 140H234V143H236L235 145H232V147H234V150H236V149H240V151H241V149H243V147L244 148H246V147H248V146H251V144L253 143L252 141H253V135L251 136V134H253L254 133V135H255V133H256V129H258V126ZM15 128H14V127ZM121 126V127H120ZM139 126H142V127H138ZM182 126V127H181ZM185 126V127H184ZM208 126V127H207ZM214 128V129H212V127ZM125 127H127V131H130V132H124V131H126L125 130ZM145 128L146 130H143L142 128ZM159 127V128H158ZM176 127V128H175ZM186 128V129H184V128ZM211 129H210V128ZM257 127V128H256ZM8 128V127H7ZM121 128V129H120ZM179 128H181V130L179 129ZM195 128H198V129H195ZM218 128V129H217ZM221 128V127H220ZM111 129V130H110ZM154 129V130H153ZM157 129V130H156ZM160 129V130H159ZM178 129V130H177ZM188 129H190V130H188ZM206 129V130H205ZM114 130V131H113ZM137 130H138V132L140 133H138L137 132ZM174 130H176V132H174ZM184 130H185V132H184ZM192 130H194V131H192ZM195 130H197L198 132H195ZM210 130V131H209ZM213 130V131H212ZM215 130V131H214ZM216 130H217V132H216ZM14 131V132H13ZM16 131H17V129H16ZM53 131V130H52ZM60 131V130H59ZM81 133H82V136H81V133L80 132H78L77 131V138L79 139V140H81V142H84V143H89L88 141H90L91 140V138H92V136H85L84 134H83V129L82 130H79ZM111 131V132H110ZM141 131V132H140ZM145 133H144V132ZM155 131H158V132H155ZM171 131V132H170ZM172 131H173V133H172ZM179 131H181L182 133H180ZM155 132V133H154ZM193 132V133H192ZM195 132V133H194ZM202 132V133H201ZM211 132V133H210ZM249 132H252L251 134L249 133ZM52 133V134H51ZM50 134H47L48 136H45V138H47V140H48V142H47V140L46 139H44L45 140V144H44V147L46 146V142L48 143L47 145L49 146H47L48 147V151H45L46 149H44V147H42L43 149V151L45 152L44 153V155H45V157L43 158V154H42V150L40 149L41 148V145L39 146L40 148L38 149V151H37V153H28V149L27 148H37L36 146H34V145H37V144H31V146L30 147H26V151L24 152V157L26 158V160L28 159V160H31V161H28L27 163H28V167L29 168H35L37 165H39L38 163H40L39 162V160H42L43 162L45 161V160H47L49 163L51 162L49 159H51L52 160V165H51V163H50V165H48V162H44V164L48 167H46L43 163H40V169L38 168L39 166H37V168H38V170H42L41 171V174L43 175L42 176V178L44 177V175H45V178H46V175H47V173H48V171H51V173H49L48 175L51 177V176H53L54 174V172L55 171H57V170H59V168L58 167H60V162L62 163V160H64V159H66L67 158V153L69 154V152H70V150H72V148L70 149V146H71V140L68 138H66V141H67V144L68 143H70V145L68 146V145H65V146H63L64 147V149L63 150H56V153L55 154H57V156L55 155V154H53V152H52V150H53V145H55L56 146V144L58 143V136H59V133H57V131H55V133H54V131L53 132H51ZM53 133H54V135H53ZM103 133H105L104 131H103ZM109 133V134H108ZM137 133V135H135ZM144 133V134H143ZM163 134V135H161V134ZM180 133V134H179ZM188 133V134H187ZM208 133V137H209V135L211 134V136H210V138L211 137H215L216 136V138H214L215 139V141L211 138H209V140H210V143H209V141L207 140L208 138H207V136H206V138H205V134H207ZM210 133V134H209ZM15 134V133H14ZM79 134H80V136H79ZM115 134V135H114ZM118 134V135H117ZM146 134H150L151 136H152V138H150L148 135H146ZM173 135V136H169V135ZM176 134V135H175ZM179 136H178V135ZM195 134V135H194ZM199 134L201 135L200 136V138L198 137V139H199V141L196 139V140H193V139H195V136H196V138H197V135L199 136ZM203 134V135H202ZM215 134V135H214ZM52 137H51V136ZM100 135V134H99ZM113 135V136H112ZM129 135V136H128ZM136 137H135V136ZM138 135H139V138H142V140L140 139V140H137L138 138ZM142 135H144V136H142ZM146 135V136H145ZM158 135H161V136H159L158 137ZM175 135V136H174ZM192 135V136H191ZM245 135H247L248 137H246ZM250 135V136H249ZM57 137V140H56V137ZM104 136V137H103ZM121 136V137H120ZM127 136V137H126ZM188 136H189V138H188ZM218 136V137H217ZM245 136V137H244ZM87 137V138H86ZM117 137V138H116ZM135 137V138H134ZM146 137V138H145ZM171 139H170V138ZM177 137V138H176ZM191 137V138H190ZM244 137V138H243ZM249 137H251L252 139L251 140H249L250 138ZM55 138V139H54ZM108 138H109V140H108ZM123 138V139H122ZM129 138V139H128ZM144 138V139H143ZM149 138H150V140H152V142L149 140ZM156 138V139H155ZM159 138V139H158ZM173 138H174V140H173ZM183 138V139H182ZM218 138V139H217ZM249 138V139H248ZM51 139V141H49ZM105 139V140H104ZM111 139V140H110ZM120 139V140H119ZM125 139V140H124ZM126 139H127V142H126ZM175 139H176V141H175ZM182 141H181V140ZM203 139V140H202ZM204 139H206L207 141H204ZM240 139V140H239ZM86 140H88V141H86ZM123 140V141H122ZM135 140L137 141V142H135ZM149 140V141H148ZM154 140V141H153ZM163 140V141H162ZM170 140V141H169ZM184 140V141H183ZM187 140V141H186ZM250 141V143L248 142V141ZM111 141V143H109ZM145 141H147V142H145ZM165 141L167 142L166 144H165ZM190 141V142H189ZM192 141V142H191ZM207 142V143H204V142ZM56 142V143H55ZM114 142V143H113ZM129 142V143H128ZM140 142V143H139ZM151 142V143H150ZM161 142H162V146L163 147H166L165 148V150H163V152L162 153H164V154H162L161 152L159 153V151H158V149H156V152H158V156L160 155V156H162V158L164 157V158H171V156L170 155H172L173 153L176 155V157H174L175 159H173L174 161L178 158V159H180V163H179V160L177 159L176 161H178V163L179 164H177V166H173V160H172V162H168L169 160H166L167 162H168V165H169V167L167 166V164H164V162H162L163 164H164V166L162 165V163L160 162L161 161V157H158L157 155V158L158 159H156V157L154 158L153 157V159H152V157H151V159L153 160V161H151L150 160V158H149V160H147L148 158L147 157H149V155L148 154H150V153H152V151L155 153V151L154 150H152L155 146H160V144H161ZM170 142V143H169ZM179 142V143H178ZM194 142V143H193ZM195 142H196V144L197 143H199V144H197V146H196V144H195ZM239 142V143H238ZM245 142H246V144H245ZM102 143H104V144H102ZM165 145H164V144ZM174 143H175V145H174ZM209 143V144H208ZM233 143V144H234ZM238 143V144H237ZM50 144V145H49ZM109 144V145H108ZM129 144V145H128ZM134 144V145H133ZM143 144H145V146L143 145ZM147 144H148V146H147ZM150 144V145H149ZM156 144H158V145H156ZM168 144V145H167ZM194 144H195V146H194ZM244 144V145H243ZM112 147H111V146ZM122 145H123V147H122ZM124 145H127V146H124ZM167 145V146H166ZM172 145V147H170ZM193 145V146H192ZM200 145V146H199ZM203 147H202V146ZM207 145V146H206ZM216 145V144H215ZM222 144H219V145H217L218 147L219 146H221ZM239 145V146H238ZM242 145V147H240ZM66 146H68V147H66ZM105 146V147H104ZM108 146V147H107ZM113 146H114V148H113ZM135 146H137V147H135ZM141 146H142V148H141ZM152 146H153V148H152ZM173 146H176V147H174L173 148ZM238 146V147H237ZM246 146V147H245ZM46 147V148H47ZM52 147V148H51ZM65 147H66V149H65ZM120 147V148H119ZM149 147V148H148ZM169 147V149H167ZM196 147H198V148H196ZM205 147V148H204ZM236 147V148H235ZM102 148V149H103ZM122 148V149H121ZM124 148V149H123ZM133 148H134V150H133ZM172 148V149H171ZM201 148H202V150H201ZM207 148V149H206ZM209 148H210V150H209ZM99 149H101V146L99 147ZM110 149V150H109ZM113 149V150H112ZM115 149H116V151H115ZM118 149V150H117ZM139 149H141V150H139ZM171 149V150H170ZM175 149V150H174ZM199 151V153H198V151ZM203 149H205V153H203L204 152V150ZM238 149V150H239ZM39 150H41V153H39L40 151ZM121 150H123V154H122V151ZM145 150V151H144ZM168 150V151H167ZM174 150V151H173ZM237 150V151H238ZM61 151V152H60ZM63 151V152H62ZM68 151V152H67ZM124 151H126L125 153H124ZM137 151V152H136ZM141 153H140V152ZM162 151V150H161ZM169 151H171V154H169ZM176 151V152H175ZM210 151V154L209 153H207V152H209ZM46 152H48V153H46ZM60 152V153H59ZM134 152H136V153H134ZM149 152V153H148ZM167 154H166V153ZM193 153V154H190V153ZM39 153V154H38ZM49 153H52V155H53V158L51 157L52 155L50 154V155H48ZM59 153V154H58ZM109 153V154H108ZM110 153H111V155H110ZM134 153V154H133ZM138 153H139V155H138ZM188 153V154H187ZM195 153H196V156H195ZM198 153V154H197ZM203 153V154H202ZM207 153V154H206ZM27 154V155H26ZM29 154H30V157H29ZM36 154H37V156H36ZM42 154V155H41ZM47 154V155H46ZM64 154V156H65V154H66V158H64V159H62L63 157H62V155ZM162 154V155H161ZM33 155V156H32ZM34 155H35V157H34ZM60 155H61V157H60ZM120 155V156H119ZM130 157H129V156ZM140 155H142L141 157H140ZM151 155V154H150ZM169 157H168V156ZM174 155V156H175ZM179 155V156H178ZM189 155V156H188ZM192 155H193V157H192ZM200 155V156H199ZM123 156V157H122ZM125 156V157H124ZM128 158H127V157ZM134 156V157H133ZM167 156V157H166ZM178 156V157H177ZM181 156H182V159H181ZM199 156V157H198ZM202 156H204V157H202ZM207 156V157H206ZM214 157V158H212V157ZM41 157V158H40ZM141 159H140V158ZM146 157V158H145ZM196 159H195V158ZM211 159H210V158ZM217 157V156H216ZM32 158H34V159H32ZM35 158H36V161H35ZM49 158V159H48ZM60 158V159H59ZM121 158H124L125 159V161H124V159H123V161H124V163L123 164H119L121 161L120 160H122ZM132 158V159H131ZM164 158H163V160H164ZM172 158H173V156H172ZM184 158V159H183ZM186 158V159H185ZM192 158V159H191ZM204 159V160H202V159ZM39 159V160H38ZM68 159V158H67ZM140 159V160H139ZM155 159V160H154ZM189 159V160H188ZM213 159V160H212ZM35 162H34V161ZM54 160V161H53ZM157 160H158V162L159 163H161V165L163 166L162 168H160L159 166H158V164H157ZM162 160V161H163ZM193 160L195 161V162H193ZM120 161V162H119ZM128 161V162H127ZM140 161H141V163H140ZM144 161H146V162H144ZM154 161H156V162H154ZM182 161V162H181ZM200 163H199V162ZM218 161H220L219 163H217ZM231 161V162H230ZM155 163V164H153L154 165V167H153V169L151 168L153 165H152V163ZM222 162V163H221ZM226 162H228V163H230V164H228V163H226ZM33 165H31V164ZM37 163V164H36ZM146 163H147V165H146ZM150 163H151V166H150ZM170 163H171V166H172V170H174V171H171V170H169V168H171L170 167ZM177 163V162H176ZM176 163H174V164H176ZM198 163V164H197ZM207 163V164H206ZM216 163L218 164V167L216 166ZM223 163H224V165H223ZM236 163V164H235ZM237 163H238V165H237ZM35 164V165H34ZM41 164H42V166H41ZM144 164H145V166H144ZM226 164V165H225ZM233 164H234V166H233ZM116 165V166H115ZM124 165V166H123ZM156 165V166H155ZM160 165V164H159ZM228 165H229V167H228ZM259 165V166H258ZM53 166V167H52ZM123 166V167H122ZM159 167V169H161V170H158V167ZM224 166V167H223ZM225 166L227 167V168H225ZM230 166H231V168H230ZM237 166V167H236ZM256 166H257V168H256ZM91 167H94L93 169H91ZM168 169H167V168ZM173 167H176L177 169H173ZM36 168V169H37ZM44 168V169H43ZM51 168L54 170H51ZM58 168V169H57ZM68 168H69V164H68ZM71 168V167H70ZM69 168V169H70ZM114 170H113V169ZM115 168H116V170H117V172H116V170H115ZM147 168H149V169H147ZM192 168V169H191ZM193 168H194V170H193ZM221 168V169H220ZM233 168V169H232ZM243 168V169H242ZM247 169V171H246V169ZM251 168H253V172L252 173H254V175H255V173H256V177H254V175L250 172V170H251ZM254 168H255V170H254ZM260 168V169H259ZM263 168V169H262ZM48 169V170H47ZM50 169V170H49ZM97 169H98V171H97ZM164 169H167V171H165ZM229 169V170H228ZM238 169H241V170H238ZM96 170V171H95ZM149 170H150V172H149ZM193 170V172H192V174L190 173V171H192ZM256 170H258V172L256 171ZM261 170V171H260ZM43 171H44V173H43ZM91 171H93V172H91ZM100 171V172H99ZM105 171V172H104ZM126 173H125V172ZM229 171H230V173H229ZM246 171V173H244ZM252 171V170H251ZM107 172H106V175H107ZM116 172V173H115ZM175 174H174V173ZM216 172V173H215ZM227 172V173H226ZM263 173V175H262V173ZM39 173H40V171H39ZM87 173V174H88ZM95 173H94V175L92 176V178L95 176ZM104 173V174H103ZM168 174L169 175V177H168V175H165V174ZM257 173L259 174V176L261 177H259L258 175H257ZM261 173V174H260ZM51 174V175H50ZM110 174V173H109ZM171 174V175H170ZM219 174H221V172L219 173ZM224 174V173H223ZM244 174V175H243ZM246 174V175H245ZM47 175V177H49ZM84 175H85V177H86V179H85V177H84ZM124 175V176H123ZM176 175V176H175ZM182 175V176H181ZM251 175H253L252 177H254V178H256V180H260V182L261 183H263L262 185H261V183L259 182H257L258 183V185L260 184V186H262V187H258V185H256V188H252V189H254V191L253 190H251V188L248 190V186H247V184H249L248 183V179L251 177ZM118 176V177H117ZM120 176V177H119ZM164 176H167L168 178V181H171V183L169 184L168 183V181H167V183H166V180L167 179H165L164 178ZM90 177H91V174H90ZM125 177V178H124ZM174 177V178H173ZM175 177H176V179H180V180H176L175 179ZM180 177V178H179ZM182 177H183V179H185V180H182ZM188 177H189V180H187L188 179ZM190 177H191V179H190ZM258 177L260 178V179H258ZM45 178H43L42 179V181H44L45 180ZM111 178V179H110ZM161 178H164V180L162 179L161 180ZM172 178V180H170ZM66 179V178H65ZM91 179V178H90ZM158 179H160V180H158ZM262 179V180H261ZM8 180V181H7ZM10 180V181H9ZM115 180L117 181V180H119L117 183V186L115 185V184H113V183H116L115 182ZM182 180V181H181ZM236 180H238V181H236ZM82 181H84L83 183L85 184V185H82L83 183H82ZM94 181V182H95ZM158 181V182H157ZM165 182L166 183V185L164 184V183H161V182ZM172 181H174V183L172 182ZM176 181H178L179 182V185H181V186H179L178 184H176V185H178L179 187H177L176 185H175V183H178V182H176ZM184 181H186L185 183H184ZM234 181V182H233ZM236 181V182H235ZM6 182L7 183H10L11 182V179H6ZM80 182V183H79ZM94 182H92L93 184H94ZM95 182V183H96ZM156 182V183H155ZM161 183V184H163L162 186H159L158 185V183ZM180 182H182V183H180ZM199 186L201 187H205L206 188V186H207V182H206V180L204 179V178H202V177H200L199 178ZM79 183V184H78ZM159 183V184H160ZM173 183V184H172ZM185 185H184V184ZM237 183V184H236ZM80 184H81V187H80V189L81 190H79L78 189V187L80 186ZM122 184V185H121ZM160 184V185H161ZM169 184V186L168 187H173V186H175V188L176 189H171L170 190V188H169V190L170 191H168V188L167 187H165V186H167ZM171 184L173 185V186H171ZM232 184V185H231ZM246 184V185H245ZM119 185H121L123 188H121V186H119ZM154 185H157V186H155V188L156 187H159V190H157L158 188H154ZM165 185V186H164ZM229 185V186H228ZM230 185H231V187H230ZM235 185V186H234ZM239 185V186H238ZM245 185V186H244ZM109 186V187H108ZM117 188H116V187ZM120 187V191H121V189H125L124 190V192L122 191V193L119 191V187ZM139 188H138V187ZM223 186V187H222ZM160 187H162V188H160ZM166 188V190H165V188ZM229 187H230V189H229ZM55 188V189H54ZM53 189H54V191L53 192H55L57 189H56V186L54 187ZM84 188V189H83ZM90 187L88 186V189H89ZM100 188V189H99ZM137 188H138V193L136 194V192H137ZM142 188V189H141ZM220 188V189H219ZM228 188V189H227ZM234 188H235V191H233L234 190ZM257 188H259V189H257ZM139 189L141 190V191H139ZM156 191H155V190ZM224 189H226L225 191H224ZM243 189H245V192H244V190ZM256 189H257V191H256ZM39 189L37 188L36 190H34L33 192H32V194L33 193H36V194H33V195H36V196H32V194H30V196H31V199H32V197H34L33 198V201H37V196H39V194H37V193H39V192H37ZM78 190V191H77ZM153 190V191H152ZM167 192V193H165V191ZM219 190H221V191H219ZM36 191V192H35ZM70 191V192H69ZM77 191V192H76ZM154 192V193H156V195H160L161 194V191H162V194L164 195V197H170V199H166V198H164L163 197V195H160L159 196V198H157L156 196H154V193L152 194V193H150V192ZM159 191H160V193H159ZM175 191H174V193H175ZM230 191H232L231 192V194H233V195H230V193H228V192H230ZM239 191V192H238ZM249 191H252L253 192V194L251 193V192H249ZM260 191V192H259ZM264 191V190H263ZM78 192H80V194H78ZM93 192H95L96 193V196H93V195H95ZM139 192H140V194H139ZM141 192H143L142 194H141ZM164 192V193H163ZM211 192H212V195H211ZM223 192V193H222ZM225 192V193H224ZM260 194V196H258V194ZM70 193V194H69ZM77 193V194H76ZM135 193V194H134ZM158 193V194H157ZM173 193V194H174ZM222 193V194H221ZM226 193H227V195H229L230 197V199H229V202L225 205V207H216V202L215 201H217V199H219V198H223V196H225L226 195ZM241 193V194H240ZM246 193H248L247 195H246ZM250 193V194H249ZM69 194V195H68ZM124 196H122V195ZM148 194L150 195V196H148ZM167 194V195H166ZM239 194V195H238ZM243 194H244V196H243ZM67 195L69 196L68 198H67ZM135 195H139V196H137V197H139V198H136L135 200H134V196ZM151 195H152V197L153 198H151L150 199V197H151ZM226 195V196H227ZM242 195V196H241ZM87 193H86V199H87ZM122 196V197H121ZM130 196H132V197H134V198H132V197H130ZM162 196V197H161ZM211 196V197H210ZM237 196V197H236ZM255 196H257V197H255ZM147 197H149L148 199L149 200H151L150 202H148L147 201ZM231 197H232V199H231ZM242 197H243V199H242ZM249 198V200L247 199L246 200V198ZM36 198V199H35ZM125 198H128L129 200L130 199H133V201L132 200H128V199H125ZM140 198H142V200L140 199ZM160 198H162L161 199V201H159L160 200ZM166 200H164V199ZM176 198V197H175ZM251 198V199H250ZM69 199H71V197L69 198ZM85 199V200H86ZM97 199V200H96ZM99 199H101V198H99ZM144 199V200H143ZM177 199V198H176ZM175 199V200H176ZM205 199V200H204ZM241 199L243 200L242 202H240L241 201ZM139 200V201H138ZM163 200V201H162ZM174 200V201H175ZM260 200V201H259ZM60 201H61V203H60ZM87 201V202H88ZM93 201V202H92ZM96 201H98V205H97V208L98 209H95V203H96ZM102 203H101V202ZM125 201V202H124ZM132 201V202H131ZM135 201V202H134ZM146 201V202H145ZM170 201V202H169ZM206 201V202H205ZM72 202V204H70V203ZM92 202V203H91ZM131 202V203H130ZM137 202V203H136ZM201 202V203H200ZM231 202V204H229ZM261 202H262V205H261ZM68 203H69V205H68ZM101 203V204H100ZM130 203V204H129ZM134 203L137 205H134ZM140 205H139V204ZM176 204L178 203V200H176V202H175ZM203 203L205 204V205H203ZM232 203H233V206H232ZM239 203V206L237 205ZM74 204H76V205H74ZM95 204V205H94ZM128 206V205H130L129 206V208L127 207V209H128V211L126 210V207L124 206ZM211 204V205H210ZM241 204V205H240ZM242 204H244V205H242ZM249 204V205H248ZM71 205L73 206L74 205V207H71ZM84 205H86V202H85V204ZM93 205H94V207H93ZM100 205V206H99ZM101 205H103V209H102V206ZM119 205H121V206H118ZM134 205V206H133ZM172 205H173V207H172ZM214 205V206H213ZM230 207H229V206ZM246 205V206H245ZM251 205V206H250ZM37 206V205H36ZM124 206V207H123ZM68 207H66L67 209H68ZM95 209H93V208ZM99 207H101L100 209H99ZM138 207V208H137ZM211 207V208H210ZM232 207H233V209H232ZM241 207H244V210H243V208H241ZM249 207H251V210H250V208ZM83 208H85L86 210H87V212H85L84 211V209ZM114 208H116L117 210H114ZM120 208H121V210H120ZM125 208V209H124ZM136 208V209H135ZM153 208H154V210H153ZM219 208V209H218ZM238 208V209H237ZM240 208H241V210L242 211H240ZM246 208V209H245ZM254 208H256V210H253ZM41 209H43V211L41 210ZM60 209V210H59ZM76 209V208H75ZM80 209V210H79ZM122 209H124V211H126V212H123V210ZM134 210L135 209V211H133L132 212V210ZM213 209L215 210V211H213ZM221 209V210H220ZM227 209H229V211H227ZM231 209V210H230ZM235 209V210H234ZM77 210V209H76ZM114 210V212H118L119 213V215H117L116 214V216L118 217H115V218H113V216L111 215V217L114 219V221L113 220H111L112 218H110V215L108 216L109 218H107V216L105 217V218H107L106 220L107 221H109L108 223H105L106 222V220H104V223H105V227H107V228H114L115 227V221H116V219H120V221H119V224H117V228H118V225H120V227L122 228L123 226H124V229L126 230V226H128V225H134V226H139V222L141 223L142 221H144L142 218H140V215H145V214H150V215H152L153 217H154V221L153 220H151V221H153L154 223H151V225L153 226V227H151V225H150V223H147V227H148V225H150L149 227H151V229H152V231L154 232H156V233H158V234H155V232H154V234H153V232H152V234H149V233H151V231L149 232V233H147L148 235H147V237L148 238H150L149 236H151V235H153L152 236V238L156 235V237L158 236V239L157 240H155V239H148L147 237H146V235H145V231L147 230V231H149V230H151V229H144V231L141 229V228H146V226H144V225H146V222H149L148 220L150 219V217L148 218V216H147V218L145 217V219H147V221H144L142 224H140L141 226H139L138 227V229H140V233H141V236H142V234L144 233V237L147 239V241H144V240H146L143 236V238H144V240L141 238L140 240H143V245H141V244H139L138 243V234H136V236L137 237H135V231L136 230H138V229H136L135 227L134 228H132V226L130 227V226H128V229L126 230L127 232L129 231V233L127 234V232L126 231H124V229L121 231V235L118 233V235H120L121 237H122V234H123V232H125L124 234H125V238H124V235H123V238H118L119 236H117V240H115L116 239V237L115 236H113V237H115L114 238V242H115V244H116V242H117V244H118V240L120 239V240H122L118 245L116 244H113L112 246H111V240L110 239H104V240H106L107 242H108V244H107V242L106 241H104V242H102L101 240L103 239H100V237L99 236H97V234H99V231L100 232H105V230H107V228L106 229H104V231H101V229H103V227H104V225H100L102 228H100L99 229V227L100 226H98V225H96V222H94V221H101V219H103L104 218V215H108L109 213H113V212H111V211H113ZM209 210V211H208ZM223 210V211H222ZM250 210V211H249ZM130 211V212H129ZM138 211V212H137ZM253 211V212H252ZM256 211V212H255ZM15 212V213H14ZM88 212L90 213V212H92L91 214H89L88 215ZM132 212V213H131ZM135 212H137L136 213V215L138 214L139 215V217L138 216H134L135 214ZM155 214H158V215H161V216H163V214L165 213V215H167V216H165L164 215V218H161V224H160V222H158L157 221V219L159 220V216L158 215H155ZM157 212V213H156ZM164 212V213H163ZM172 212V211H171ZM170 212V213H171ZM211 212V213H210ZM221 212V213H220ZM226 212V213H225ZM229 212V213H228ZM235 212H236V215H235ZM241 212H243V214H241ZM249 212V213H248ZM252 212V214H250ZM19 213V214H18ZM81 213H82V211H81ZM126 213V214H125ZM132 214V216H130V219L128 218L129 216L128 215H131ZM161 213H163V214H161ZM207 213V214H206ZM215 213V214H214ZM216 213L217 214H219V216L218 215H216ZM224 213V214H223ZM247 213H248V215H247ZM21 214V215H20ZM38 216H37V215ZM42 214H44L43 216H42ZM115 214V213H114ZM123 214V215H122ZM200 214V215H199ZM222 214V215H221ZM34 215V216H33ZM124 215H125V217H124ZM199 215V216H198ZM208 215H209V218H208ZM210 215H211V217H210ZM232 215V217L233 218H228V216H231ZM235 215V216H234ZM245 215H247V216H245ZM253 215V217H251ZM257 215V216H256ZM25 216L26 217H28V220H27V218H25ZM80 216V217H81ZM102 216H103V218H102ZM125 218H123V217ZM126 216H127V219H126ZM136 217V218H138V219H140V220H138L137 219V221L135 220V218L134 217ZM157 216V217H156ZM201 216V217H200ZM204 216V217H203ZM205 216H206V218H207V220H206V218H205ZM214 216V217H213ZM218 216V217H217ZM220 216H222V218L220 217ZM240 216V217H239ZM243 216V217H242ZM255 216L257 217L256 219H255ZM32 217V218H31ZM35 217V218H34ZM41 217V218H40ZM122 217V218H121ZM225 217V218H224ZM228 219H227V218ZM235 217V218H234ZM242 217V218H241ZM244 217H245V219H244ZM248 217V218H247ZM250 217V218H249ZM23 218V219H22ZM25 218V219H24ZM132 218V219H131ZM192 218V219H193ZM202 218V219H201ZM205 218V219H204ZM215 218V219H214ZM32 219V220H31ZM77 219V220H76ZM99 219V220H98ZM109 219V220H108ZM124 219V220H123ZM142 219V220H141ZM209 219H211L210 221H208ZM226 219V220H225ZM232 219H235L236 220V222H235V220H232ZM254 219H255V221H254ZM19 220H21V221H19ZM55 220H58L57 222L55 221ZM111 220V221H110ZM126 220V225L124 224L123 225V221H125ZM127 220H129L128 222H127ZM131 220H133V221H131ZM198 220H200V221H198ZM232 220V223L230 222ZM250 222H249V221ZM63 221V220H62ZM135 221V222H134ZM150 221V222H151ZM157 221V224H155V222ZM162 221H163V223H162ZM180 221L182 222V223H186V219H185V217H183V216H181V218H180ZM194 221V223H192ZM218 221L220 222V223H218ZM225 221V222H224ZM227 221V222H226ZM236 223V225H235V223ZM240 221L242 222V221H244L241 225H240ZM55 222V223H54ZM94 222V223H93ZM110 222L112 223V224H110ZM117 223H118V221H116ZM130 222V223H129ZM133 222V223H132ZM197 222V224H199V226H196V223ZM209 222V223H208ZM213 223V224H215L214 226L211 224V223ZM253 222H255V223H253ZM257 222H259V223H257ZM262 222V223H261ZM58 223V224H57ZM122 223V224H121ZM127 223H128V225H127ZM136 223V224H135ZM201 223L203 224V226L201 225ZM228 223V224H227ZM247 223H249V224H247ZM251 223V224H250ZM54 224V225H53ZM57 224V225H56ZM81 224V226L79 227V226H77V225H80ZM102 224V223H101ZM154 224H155V226H156V228L154 227ZM161 225V228H159V226ZM192 224L194 225V227H192ZM207 224H209V226H207ZM221 224V225H220ZM224 224H226V225H224ZM257 224V225H256ZM82 225H85V226H82ZM110 225V226H109ZM121 225H123V226H121ZM159 225V226H158ZM186 225H187V223H186ZM211 225V226H210ZM231 225H232V227H231ZM235 225V226H234ZM239 225V226H238ZM245 225H246V227H245ZM90 226V228L91 227H93V229L95 228L96 229V227L99 229H94V231L92 230V229H89L88 227ZM112 226H114V227H112ZM136 226V227H137ZM144 226V227H143ZM187 226H189V225H187ZM196 226V227H195ZM201 226H202V228H201ZM222 226V227H221ZM229 226H230V228H229ZM233 226H234V228H233ZM243 226V227H242ZM247 226H249V227H247ZM253 226V227H252ZM259 227V228H256V227ZM119 227V228H120ZM141 227V228H140ZM221 227V228H220ZM226 227H228V229L227 230H229L228 232H227V234H229V236L225 233L227 230H226ZM239 227V228H238ZM110 228V229H111ZM120 228V229H121ZM153 228H155V230H153ZM159 228V229H158ZM192 228H194V229H192ZM199 228V229H198ZM209 228V230L211 231V234H210V231L209 230H207ZM216 228L218 229V230H216ZM240 228H243V229H240ZM245 228H248V230L251 228V231L253 232V236H252V234L250 233V231H248V232H246L247 230L245 229ZM254 228L256 229V230H254ZM132 229H135L134 230V233L132 232L133 230ZM157 229H158V231H157ZM175 229H178V230H180V227L177 225V227H175ZM98 230V231H97ZM119 230V229H118ZM130 230H132L131 231V233H130ZM143 231V233H142V231ZM203 230V231H202ZM216 230V231H215ZM221 230V231H220ZM225 230V231H224ZM234 230H235V232H234ZM236 230H237V232H236ZM240 230V231H239ZM243 230V231H242ZM258 230H259V232H258ZM74 231V232H73ZM91 231H93L94 232V234H92L93 232H91ZM96 231L98 232V233H96ZM108 231H109V229H108ZM108 231H107V236H108ZM161 231V230H160ZM217 231H219V232H217ZM230 231H231V233H230ZM256 231V232H255ZM17 232V233H16ZM27 232L29 233V234H27ZM52 232V233H51ZM56 232V233H55ZM71 232H73V234H71ZM90 232H91V234H90ZM137 232V231H136ZM205 232V233H204ZM207 232H209L208 234H207ZM239 232V233H238ZM248 234V236L246 235V238L245 239H243L244 237H245V234L246 233ZM11 233H13V234H11ZM69 233H70V235H69ZM89 233V234H88ZM102 233H100V234H102ZM138 233H139V231H138ZM177 233V232H176ZM219 233V234H218ZM237 233V234H236ZM251 235H250V234ZM257 234V235H255V234ZM129 234H131L132 236H130ZM210 234V235H209ZM213 234H214V236H213ZM216 234V235H215ZM223 234H225L226 236H222ZM236 235V237L238 236V235H244V236H242V237H240V238H237V239H235L236 237H234V238H232L233 237V235ZM13 237H11V236ZM127 235V236H126ZM129 235V236H128ZM134 235V236H133ZM205 235H209L208 237H205ZM255 235V236H254ZM263 237H262V236ZM18 237V238H16V237ZM39 236V237H38ZM103 236L104 237H106L104 234H103ZM102 236V237H103ZM140 236V235H139ZM174 236V235H173ZM175 236H176V234H175ZM202 236H204L203 238H202ZM211 236V237H210ZM219 236H222V239L224 240H222L221 239V237H219ZM74 237H72V238H74ZM99 237V238H98ZM109 237V236H108ZM201 237V238H200ZM226 237V238H225ZM247 237H249L248 238V240H247ZM250 237H251V239H252V241H251V239H250ZM253 237V238H252ZM263 239H262V238ZM21 238H23V239H21ZM40 238V239H39ZM65 238V237H64ZM77 238H79V239H77ZM88 238H89V241L90 242H92V245L93 246H91V247H89L90 248V250H91V252H94V253H88L87 251V249H89V248H87L86 249V245H88V244H90V242L88 241ZM199 240H198V239ZM207 238V239H206ZM213 238H214V240H213ZM216 238V239H215ZM221 239V241L219 240L218 241V239ZM229 238L231 239H235V240H237V242H235L234 241V243L232 242L233 240H230V243L232 242V246H233V250L234 249H236V250H234L235 251V253H234V251L232 252L231 251V249H232V247H231V245L230 246H228V244H229ZM243 239V240H240V239ZM256 238V239H255ZM258 238H260V243H261V245H260V243L258 244V242H259V240H258ZM74 239V240H75ZM196 239V240H195ZM200 239L201 240H204L203 242L202 241H200ZM210 239V240H209ZM262 239V240H261ZM23 240V241H22ZM34 240V241H33ZM36 240V241H35ZM82 241V244H80L81 243V241ZM128 240H126V241H128ZM139 240V241H140ZM153 240H155L156 242H155V246H153V244L152 243H154L153 242ZM207 240H209V241H207ZM217 240V241H216ZM29 241H32V242H29ZM64 241V242H63ZM79 241H80V243H79ZM193 241H195V242H193ZM198 241V242H197ZM226 241V242H225ZM239 241H241L240 242V246L242 245V243H243V241L245 242V245L247 244V246L249 247L248 248V251H246L247 250V247H244L245 245H242L241 247L239 246V248H238V245H239ZM249 241H250V243H249ZM21 242V243H20ZM27 242H29V243H27ZM44 242H46V243H44ZM88 242V243H87ZM96 242H97V244H96ZM112 242H113V240H112ZM113 242V243H114ZM125 242V243H124ZM129 242V241H128ZM140 242V243H141ZM146 242H148V243H150V244H146ZM202 242V243H201ZM205 242H208V245H206L205 244ZM210 242V243H209ZM216 242H221V243H216ZM228 242V243H227ZM255 242V243H254ZM87 243V244H86ZM95 245H94V244ZM105 243V245H103ZM111 243V244H110ZM131 244L129 245V243H128V245L131 247V245H132V242H130ZM190 243V246L192 247H190V246H188V244ZM194 243V244H193ZM196 243V244H195ZM249 243V244H248ZM29 244V245H28ZM47 244V245H46ZM76 244H78V245H76ZM84 244V245H83ZM121 244V245H122ZM144 244L148 247V245H149V248H146V246H144ZM162 244V246H160ZM185 244V245H184ZM195 245V247L194 246H192V245ZM201 244V245H200ZM202 244H203V246L204 245H206V250H205V248H203L202 247ZM220 245L221 244V246L220 247H218L217 245ZM235 244V245H234ZM237 244V245H236ZM46 245V246H45ZM128 245H127V247H128ZM136 245V244H135ZM141 245V246H140ZM150 245H152V247H150ZM165 245V244H164ZM211 245H213V246H211ZM216 245V246H215ZM258 245V246H257ZM123 246V247H124ZM133 246V245H132ZM137 246V245H136ZM209 246H211L210 247V251H211V253L213 252V249H215V248H217V249H215L214 251H215V253H209L208 255L206 254V253H208L209 252ZM225 246H227V247H225ZM256 246V247H255ZM24 247H25V249H24ZM36 247V246H35ZM116 247V248H117ZM149 251V253H147L146 252V250H143V249H145V248ZM208 247V248H207ZM83 248H85V250L83 249ZM112 248V249H113ZM136 248V247H135ZM150 248H152V249H150ZM187 248L190 250V248H191V250L190 251H192V252H190L189 253V250H187ZM222 248H223V250H222ZM238 248V249H237ZM241 248V249H240ZM244 248V249H243ZM246 248V249H245ZM251 248V249H250ZM253 248H257V250H254ZM28 249V248H27ZM201 249V250H200ZM219 249V250H218ZM252 251V254L250 253L251 251ZM48 250V251H47ZM56 250V251H55ZM87 250V251H86ZM194 250V251H193ZM196 250H198V251H196ZM208 250V251H207ZM218 250V251H217ZM228 250V251H227ZM241 250V251H240ZM242 250H244L243 252H242ZM9 251V253L10 254H8V255H10V256H7V258H8V260L7 261H11V259L12 258H17L18 259V253L17 254H15V253H12V250H8ZM7 251V252H8ZM11 251V252H10ZM27 251V250H26ZM142 251V252H141ZM145 251V252H144ZM201 251V252H200ZM204 251H205V253H204ZM217 251V252H216ZM226 251V252H225ZM230 251H231V253H230ZM52 252H55V254L54 253H52V255H51V253ZM189 254H188V253ZM196 252V253H195ZM219 252V253H220ZM240 252V253H239ZM241 252H242V254H241ZM143 253H146L145 255L143 254ZM187 253V254H186ZM193 253V254H192ZM246 253V254H245ZM11 254H12V256H11ZM15 254V255H14ZM185 254H186V256H185ZM197 254V255H196ZM203 254H205V255H203ZM236 255V259L233 257V256H230V255ZM241 254V255H240ZM249 254V256L247 257V255ZM257 254V253H256ZM33 255V254H32ZM32 255H30L31 257H32ZM91 255V256H90ZM100 255V256H99ZM190 255V256H189ZM192 255V256H191ZM201 255V256H200ZM203 255V256H202ZM209 255H211L210 257H209ZM237 255H239V256H237ZM251 255L253 256V258L251 257ZM14 256V257H13ZM17 256V257H16ZM38 256H37V258H38ZM52 256V257H51ZM187 256H189L190 258H188L187 260H186V258H187ZM195 256H198V258L197 257H195ZM199 256H200V258H199ZM240 256H242L241 258H239ZM11 257V258H10ZM54 257V258H53ZM120 257V255L119 254H117L115 251H113L112 253H111V255H110V257L108 258L109 260H111V259H117V258H119ZM135 257V258H134ZM186 257V258H185ZM203 257V258H202ZM207 257V258H206ZM209 257V258H208ZM49 258V257H48ZM64 258L66 259L67 258V260H65L64 261ZM103 258V259H102ZM194 258H195V260H194ZM231 260H230V259ZM256 258V259H255ZM10 259V260H9ZM16 259V260H17ZM75 259V260H74ZM135 259V260H134ZM192 261H191V260ZM198 259V260H197ZM225 259H227V260H225ZM240 261H239V260ZM249 259H253V261L252 260H249ZM182 260V261H181ZM197 260V261H196ZM218 260V259H217ZM216 260V264H222V263H220L221 261H219V263H217L218 261ZM229 260V262H227ZM236 260V261H235ZM248 260L250 261V262H248ZM6 261V262H7ZM14 261H15V259H14ZM35 260H33L32 262H33V264H37L38 263V261H35ZM72 261V262H71ZM146 261V262H145ZM190 261V262H189ZM213 261H211L210 262V264L211 263H213ZM225 261V262H224ZM231 261V262H230ZM245 261H247V262H245ZM103 262V263H102ZM178 262V263H179ZM188 262V263H187ZM128 263H130V262H128ZM128 263H126V264H128ZM179 263V264H180ZM213 263V264H214ZM6 264H10V262H8V263H6ZM38 264H40V263H38ZM183 264V263H182ZM233 264V263H232Z\"/></svg>",
  "mask_w": 264,
  "mask_h": 264
}]
</instances>
